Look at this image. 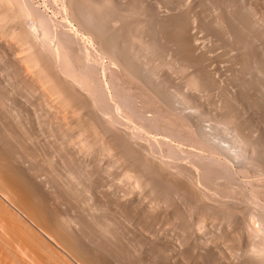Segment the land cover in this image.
<instances>
[{"label":"rangeland","instance_id":"374dc122","mask_svg":"<svg viewBox=\"0 0 264 264\" xmlns=\"http://www.w3.org/2000/svg\"><path fill=\"white\" fill-rule=\"evenodd\" d=\"M69 1H70L71 4L69 3ZM69 1L68 0H27V1L26 0H19V1L18 0H16V1L15 0H12V1H10V0H0V54H1L0 55V60H1L0 61V76L1 77L3 76L2 78L0 77V95L2 94L1 97L6 101V106L4 108L0 107V113H1L0 114V123H1L0 124V140H1L0 141L1 142L0 143V145H1L0 146V150L3 151V149L5 148L4 151H3V154L0 151L2 156L7 157L9 155L8 157L11 156L13 159L16 158V159L20 160V161H18V160L15 161V164L17 163L16 165H18L19 168L21 167V173H22L23 170L26 172L25 173L23 171V173H25L27 175L24 174V177L22 176L24 182L26 180L28 181V182L26 181L27 183L25 182V184H29L30 183L29 185H31L30 186L31 189L32 188H34L35 190L37 189L36 190L37 193L39 192V195L41 194L40 196H42V198L45 199V202H47L48 205H49V202H50L51 209L56 208V205H57L56 209H60L58 211L63 216H67V217H65V218H67V220H68V217H69V220L72 218L71 220L73 222H71V223H74V225H75V220L77 221L78 218H79V220L77 221L78 224L76 223L75 226L73 224H71L72 226L70 225V227L72 228V229L70 228V231H72V232H69V233H71V235L69 234L70 235V239L74 238L73 240L77 243V245H79V244H81L83 242V245H80V246H82L81 250L84 251V252L88 251L89 253L93 252L90 255L95 256L96 260L98 259L97 262L99 261L100 264H105V263L106 264H115V263L116 264H119V263L120 264H259V262H260V264H264L263 263L264 262V254H263V252H264V242H262V241H264V236H263L264 235V233H263L264 232L263 231V229H264V225H263L264 224L263 223L264 222V216H263V214H264V205H263L264 204V199H263L264 198V167H262V166H264V163H263L264 162V139H263L264 138V110H263L264 109V95H262L264 93V88H262L264 86V81H263L264 79L259 78L260 77L259 72L258 73L255 72V69L256 68L259 69L260 68V64L263 65V63H264V58H263V61L261 60L262 56H260V53H259L260 51L259 52L258 51L255 52V50H259L258 49L259 47H260V50L262 48H263L262 50H264V46H263L264 45V37H263L264 36V33H263L264 31L261 32V36L258 39L260 41L259 42L256 39L255 36H252V32H250L251 33L250 34L249 32H247L248 30L245 31L246 29L250 30V27L247 26L248 24L246 25L245 23H243L240 20V19H243L242 17L241 18L240 17H233V16H236L237 14H238V16H240V13H239L240 12L239 11L240 8H241V10L244 11V12L242 11L243 13H246V12L248 13V14L246 13L244 15H250V14L252 15L253 13H255L254 16L255 15L256 16L253 18V22L255 24L257 23V25H258V27H260V29L262 27V29H261V31H262L263 28H264V2H262V1H264V0H261V1L260 0H257V1H255V0H240V1L239 0H212L213 2L211 0H209V1L208 0H206V1L205 0H193V1H197V2H194V3H197V4H194L192 0H186V1L185 0H170V1L169 0H114V1L110 0L111 1V4H109L110 6L109 5L107 6V4H106V6L104 7V10L105 11L108 10V12L106 11L108 13V15H106V16H108L107 20H105V22L107 21L106 22L107 23L106 26L107 27L109 25H111V26H109L110 28L109 27L107 28L105 26L107 28L105 30H107V31H105L104 34L108 33L109 35L110 34L113 35V37H115L116 42H118L117 43L118 45L121 46V44H123L122 47H124V48H126V46H128L126 50L130 49L129 50L130 54L129 53L128 54L132 55L131 57L134 58L135 61H136L137 58H138V60H140L139 57L141 56V53H142V56H141L142 58L141 57L140 58H141V60L143 59L142 60L143 62H138V60H137V63H139L140 67L143 66L142 68H140L139 65H137L138 66L137 69L139 71L136 69V67L134 69L131 68L130 70H129V68L127 69L125 66L123 67V65L121 64V63H123V61L120 59V57L123 59V56H124L122 54L123 51L121 52V50H119L118 48L114 50L115 53L112 52L111 55L110 54L106 55L107 52L105 51L103 45L101 46V44H103V41H102L103 38L102 37H98L100 34H97L98 32L96 31L98 29L97 28L95 29L94 26H92V27L89 26L87 28H84V27H82V24L79 25L80 23L77 22L79 20L75 19L76 17L73 19V17L75 16V14H74L75 11H76L75 9L78 8V7H76L77 4H78L79 8L82 7V5H83V8L81 9V11H84V6L85 7L88 6L87 8H85L87 11H88L89 7L90 8L93 7L92 10L89 9L90 11H93L94 7L97 8L96 4L99 1L100 2L98 4H101V2L104 1V0H91V1L90 0H69ZM81 1H82V3H81ZM215 1H216L217 4L214 3ZM218 1H220V3ZM12 2H14V3L12 4ZM20 2H22V3H20ZM92 2H95V4L92 3ZM136 2H138V3H136ZM183 3H184V5H183ZM205 3H207L208 5L205 4ZM230 3H231V6H229ZM240 3H241V5H240ZM259 3L262 4V6ZM88 4H90V5H88ZM112 4H114L116 6H114ZM192 4H193V6H192ZM14 5H15L16 8L14 7ZM33 5H35V6H33ZM92 5H94V6H92ZM235 6H237V8ZM239 6H240V8H239ZM112 7H113V9H112ZM115 7L118 8V9H116ZM207 7H208V9H207ZM212 7H214V8H212ZM192 8H193V10H192ZM218 8H220V9H218ZM248 8H250V9H248ZM31 9H33V11ZM129 9L130 10L132 9L131 12H129L130 11ZM161 9L163 10V12H162ZM176 9H177V12L175 13ZM17 10L19 11L20 15L18 14ZM95 10L97 11V9H95ZM218 10H219V12H218ZM225 10H226V12H225ZM250 10L251 11L253 10V12H251ZM73 11H74V13H73ZM96 11H94V15L97 13L95 18L97 17L96 19H98V20H96V21L98 22L100 18L102 19V17H100L99 13L96 12ZM156 11H157V13H159V16L156 13ZM188 11H189V13H188ZM227 11H229L228 12V16H227ZM249 11H250V13H249ZM36 12H38V13H36ZM39 12H41V13H39ZM65 12H67V13H65ZM122 12H124V13H122ZM137 12H139V13H137ZM32 13H34V14H32ZM116 13L121 15V17L119 15H118L119 17H117ZM141 13H142V15H141ZM165 13H168L169 15L168 14L165 15ZM180 13L182 14V16H181ZM225 13H226V15H225ZM231 13H234V14H231ZM23 14L24 15L26 14L27 16L25 15L26 16L25 17ZM38 14H41L39 16L41 18H45V20L47 18L49 19V20H46V22L48 21V23H46L45 20L43 19L44 22L46 24H48L47 26L51 28V29L49 28V33L51 32V34L50 35L48 34V37L45 36V35H42V37H41V34H40L41 32L39 31L40 27H38L39 25H37V24H40V23H38V20H37ZM132 14L135 17L132 16ZM259 14H260V17H259ZM261 14H263V15H261ZM19 16H21V17H19ZM110 16H111V18H110ZM113 16H114V20L112 18ZM157 16H158V18H157ZM204 16H206V17H204ZM223 16L224 17L226 16V17L224 18ZM122 17H125V18H122ZM147 17H149V18H147ZM180 17H182V18H180ZM222 17L225 20H223ZM256 17H257L258 21H257ZM126 18H128V19L131 18L133 22L131 20L126 19ZM202 18H203V20H202ZM108 19H109V21H108ZM120 19L123 20V23L121 22ZM124 19L126 20V22H125ZM204 19H206V20H204ZM214 19L215 20L218 19V20L215 21ZM226 19H227V21H226ZM238 19H239V22H238ZM111 20L114 21V22H112ZM145 20H146V22H145ZM220 20H223V21H220ZM110 21L112 23H110ZM117 21H119V22H117ZM200 21H201V24H200ZM204 21H206V22H204ZM213 21H215V23ZM240 21L242 22V24H241ZM259 21H260V23H259ZM139 22H140V24H139ZM141 22L144 23V24H142ZM222 22H224L223 25H225V26L222 25ZM231 22L232 23L234 22V25H232ZM145 23L146 24L148 23L147 24L148 26ZM175 23H177V24H175ZM204 23H206L205 24L206 27L204 26ZM229 23H231V24L229 25ZM18 24H19V26H18ZM56 24L60 25L62 27L57 26ZM116 24H118L120 26V29H119V26L116 25ZM184 24H186V25H184ZM3 25H4V27H3ZM137 25H139V26H137ZM236 25H237V27H236ZM242 25L247 26V28L246 27H242ZM117 26H118V28H117ZM129 26L131 27V30L133 29L132 31L130 30ZM191 26H192V28H191ZM240 26L242 27L241 29L244 28L245 32H244L243 35H245V33H247L245 35V37L246 36L248 37L249 34L252 36V37L251 36L248 37L249 39L246 37L247 38L246 40H252L253 39V41H251V42L255 43V41L256 42L258 41L259 43H261L260 44L261 46L259 45L258 42H257L258 44L255 43L256 46L257 47L259 46V47L256 48V46H255L254 48H252V50L254 52L251 50V48H249L250 50H248L247 51L248 53H247L245 51L247 48L244 49L243 45H242L243 46L242 47L240 44H238L240 41H242L241 38H244V36L239 34L240 30L238 28H240ZM122 27L125 28V29H123ZM141 27H144V28L142 29ZM145 27H149V28H145ZM88 28H89V30L90 29L91 30L89 31ZM231 28H233V29L231 30ZM14 29H15V31H14ZM110 29H111V31L109 32ZM136 29H137V32H136ZM144 29H146V30H144ZM202 29H204V30H202ZM30 30H32V31H30ZM112 30H113V32H112ZM124 30H125V33L127 31L129 35L128 34L124 35L123 34ZM129 30L131 31L132 34H130ZM150 30H152V31H150ZM213 30H214V34H213ZM52 31H53V33H52ZM93 31H95L96 33L94 32L95 33L94 34ZM134 31L136 32L135 34L133 33ZM141 31L143 33L147 34V35H144ZM233 31H234V33H233ZM15 32H16V36L14 35ZM115 32H117V33H115ZM119 32H120V34H122L124 36L120 35ZM12 33H14V34H12ZM58 33H59V35H58ZM60 33L61 34L63 33V36L64 35L65 36L62 37V35ZM113 33H115V35ZM92 34H93V37H92ZM108 34H106V36H108ZM137 34H138L139 40L137 39ZM126 35L130 36V37H127ZM164 35H166V36H164ZM195 35H196V38H195ZM125 36H126V38L129 41L125 38ZM209 36H210V38H209ZM231 36L232 37L234 36L233 39H232ZM238 36H241V37L238 38ZM23 37H24V39H23ZM60 37H62V38H60ZM147 37H149V38H147ZM223 37L225 38V40H224ZM30 38H32V39H30ZM42 38H45V41L47 43L44 42V39H42ZM57 38H59L58 40L60 42H58ZM63 38H65L66 41ZM95 38L98 39V42H97V40ZM100 38L102 40H100ZM122 38H124L125 40H123ZM120 39H121V41H120ZM134 39H135V41H134ZM149 39H150V41H149ZM153 39L155 40L154 42H157V43H154L152 41ZM197 39H199V40H197ZM212 39H213V41H212ZM234 39H236V40H234ZM131 40H133V41H131ZM137 40L139 41V44L141 42V45H139V44L135 45V43H138V42H136ZM237 40L238 41L240 40V41L238 42ZM101 41H102V43H101ZM194 41H196V42H194ZM214 41H217V42H214ZM228 41L230 43L231 42L232 43L230 44V43H228ZM48 42L50 43V45H49ZM63 42H65L68 45H66ZM76 42H77V44H76ZM129 42H130V44H127ZM131 42L132 43L134 42V43L132 44ZM142 42H144V43H142ZM236 42H238L237 43L238 45L235 44ZM153 43L155 45H153ZM62 44H64L62 46L63 48H61ZM156 44H157V46L158 45L159 46L157 47ZM162 44H164V45H162ZM216 44H217V46H216ZM24 45H25V47H24ZM36 45L38 47H36ZM52 45L54 47H52ZM133 45H135V46H133ZM200 45H201V48H199ZM222 45H224V46H222ZM28 46H29V48H28ZM47 46L51 50H49L47 48ZM161 46H162L163 49L161 48ZM229 46H231V47H229ZM77 47H79V48H77ZM129 47H131L132 49L129 48ZM136 47L141 51L140 54H139L140 51ZM144 47H146V48L149 47V49H146ZM156 47H157V49H156ZM64 48L67 50L66 53H68V55H69L68 57L69 58L64 55V53L66 51V50H64ZM158 48H160V49L158 50ZM188 48L190 50H188ZM213 48H215L214 49L215 51L213 50ZM133 49H135V50H133ZM144 49H146V50L144 51ZM206 49H207V51H206ZM23 50H24V52H21ZM68 50H70L71 52H69ZM131 50H132V52H131ZM172 50H173V53H172ZM197 50L200 51V52H197ZM227 50H229V51H227ZM242 50H244V51H242ZM34 51H36V52H34ZM61 51H62V53H61ZM104 51H105V53H104ZM133 51H136L137 53H134ZM152 51L153 52L155 51V52L153 53ZM251 51H252V53H251ZM55 52H57V53H55ZM87 52H89V54ZM147 53L148 54L150 53L152 55L150 56V54L148 55ZM244 53L247 54V55H245ZM253 53L255 55H253ZM53 54L55 55V57H54ZM56 54H57V56H56ZM136 54H139L138 55L139 57ZM143 54H144L145 57L143 56ZM154 54H155L156 58H155V56H153ZM203 54H207V55H203ZM49 55L52 56V57H50ZM116 55L118 57L119 56L120 57L118 58ZM166 55L167 56L169 55V56L167 57ZM219 55H220V57H219ZM115 56L117 57V59H114V58H116ZM135 56H136V58H135ZM208 56H211V57H208ZM224 56H225V58H224ZM233 56H234V58H233ZM245 56H246L247 59L245 58ZM248 56L250 57V59H249ZM251 56H252V58H251ZM2 57H3V59H1ZM176 57H177V59H176ZM241 57H242V59H241ZM87 58H89V59H87ZM160 58H163V59H160ZM84 59H85V61H84ZM156 59L157 60L159 59L158 61L160 63L162 62L163 64L161 63L162 65H160V63L158 61H156ZM167 59H169L170 61L167 60ZM223 59H224V61H222ZM27 60L29 62H27ZM259 60H261L262 62L259 61ZM37 61H38V65L37 66L33 65V64H36ZM154 61H156L157 64L156 63L153 64ZM171 61H172V64L174 62H175V64L172 65ZM115 62L116 63L117 62H119V63L121 62V63L120 64L119 63L116 64ZM149 62H150V64H148ZM180 62L185 64V66L183 64H181ZM25 63H26L27 67H25ZM30 63H32V64H30ZM60 63H62L63 65H61ZM188 63H189V65H188ZM30 65H31L32 68L30 67ZM66 65H70V66L73 65V67H75L74 69L79 74L81 73L82 77L81 76L79 77L77 75L78 77L75 79V81L73 79L74 82L72 80H70V78L66 75V71L68 70ZM90 65H91V67H90ZM93 65L95 67H93ZM156 65H157V67H156ZM230 65H231V67H230ZM262 65H261V67H262ZM64 66L66 67L65 69H63ZM85 66H86V68L84 69ZM152 66H154L153 67V69H154L153 71H152ZM162 66L165 67V68H163ZM167 66L169 68H167ZM173 66H174V68H173ZM180 66L181 67L183 66L182 68L187 67V68H185L187 70L182 69ZM28 68H30V71L28 70ZM88 68H89L90 71L88 70ZM91 68H93V69H91ZM122 68H123V70L121 71ZM124 68H126L127 70H125ZM177 68L180 71L177 70ZM234 68H236L237 70L234 69ZM32 69H33V71H32ZM135 69H136L137 72H141L142 69H144L143 73H144L145 77H144V75L142 73H137L136 74ZM156 69H157V71H156ZM181 69L183 70V74L184 75L181 73L182 72ZM188 69H190V71ZM201 69H202V71H201ZM258 69H256V71H258ZM35 70H36V72H35ZM50 70H51V72H50ZM158 70L159 71L162 70V71L159 72ZM184 70H185V72H184ZM87 71H89V73ZM128 71H130V73ZM133 71H135V72H133ZM147 71L149 73H147ZM178 71L181 74H179ZM63 72H64V74H63ZM157 72H159V73H157ZM172 72H173V74H172ZM176 72H177V74H176ZM239 72H240V74H239ZM84 73L86 75H84ZM185 73H186V75H185ZM230 73H232V74H230ZM60 74H61V77H60ZM89 74H90V77L88 76ZM114 74H115V76H114ZM141 74H142V76H139ZM152 74H154V75H152ZM256 74H258L259 76H257ZM93 75H94V77H93ZM196 75L198 76L197 78H195ZM202 75H203V77H202ZM246 76H248V78ZM85 77L88 80H90V79L93 80L94 79V82L92 80L90 81L93 86L95 84H97V82H99V81H101L103 83V93L105 94L104 96H106L105 100L108 99L107 100L108 102L107 101L106 102L108 103L107 109H109V110H106V108L102 109L101 108L102 106L99 107V105L97 104V102H99V101L97 100V98L94 97V96H96V94H94V92H95L93 90L94 88H92L93 91L91 89H90L91 90L90 91L88 88H85L84 83H83L84 82L83 80L86 79ZM63 78L66 79V80H64ZM121 78L123 79V81H122ZM145 78H147V79H145ZM180 78H181V80H180ZM182 78H184V79H182ZM188 78L191 80V82H190V80ZM250 78H252V79L254 78V79L252 80ZM51 79H53L54 81L51 80ZM61 79H63V80H61ZM148 79L151 80V81H149ZM198 79H200V80H198ZM145 80L146 81L148 80V81L146 82ZM161 80H162V82H161ZM163 80H165V81H163ZM232 80H234V81H232ZM247 80L248 81L250 80V81L248 82ZM254 80H255V82H254ZM187 81L190 82V83L188 84ZM198 81H200V82H198ZM215 81H217V82H215ZM262 81H263V83H262ZM80 82L82 84H80ZM163 82H164V84H163ZM166 82H167V84H166ZM251 82H252V84H251ZM65 83H66V85H65ZM111 83H112V85H109ZM146 83H147V85H145ZM173 83H176V85L173 84ZM185 83H186V85L188 84V86H186ZM193 83H196L197 85H199L198 86L199 90H197L198 89L196 87L197 85L196 84L193 85ZM198 83H201V84H198ZM202 83H203V85H202ZM219 83H221V84H219ZM46 84H48V85H46ZM69 84H70V86H69ZM152 84L153 85L156 84V85L152 86ZM205 84H207V85H205ZM261 84H262V87H261ZM43 85H46L45 86L46 88H44ZM76 85L78 86V88H77ZM157 85H159L160 87H158ZM256 85H258L259 88ZM176 86H179V87H176ZM191 86L194 88L193 89L194 91L191 89ZM157 87H158V91L159 92L156 89ZM171 87H172V89H171ZM254 87H255V89H254ZM55 88L56 89L58 88V89L54 91ZM81 88H83V89H81ZM175 88H176V90H175ZM206 88H208V89H206ZM11 89H13V90H11ZM123 89H125V90H123ZM139 89H141V90L139 91ZM180 89H183V90H180ZM227 89H228V91H227ZM257 89H260V91L257 90ZM59 90H60V92L63 90L62 93H59ZM117 90L119 91V93H118ZM178 90L181 91V92H178ZM195 90H197V92ZM247 90H248V92H247ZM256 90L258 91L259 94H257ZM136 91H138V92H136ZM160 91L164 92V94H162ZM168 91H170L172 94L170 92L168 93ZM174 91L176 92V94H175L176 96L173 97V95L175 93ZM233 91H235V92H233ZM68 92H71V93H68ZM76 92H77V94H76ZM82 92L85 94V97H84V94ZM115 92H117L118 94L117 93L115 94ZM146 92H148L150 95H148V93H146ZM199 92L201 94H198ZM249 92H251V93H249ZM165 93L168 94V95H166ZM177 93L178 94L179 93L180 94L183 93L184 96L183 95L181 96L180 94H179L180 95L179 96ZM213 93H215V95H213ZM232 93H233V95H231ZM236 93H237L238 96L236 95ZM53 94L55 96H53ZM74 94H75V96H73ZM170 94L172 95V97H171L172 100H169V99H171V98H169L171 96ZM77 95L80 96V97H78ZM206 95L209 96V97H205ZM121 96H124L126 98L129 96L128 98H130V100H131L130 101L131 107H128L129 109H125L124 108L125 106L120 104L121 100H119V98H121V99L123 98ZM165 96H167V97L169 96L168 97L169 99L167 97H165ZM213 96H214V98H213ZM75 97H77V98H75ZM176 97H178L179 99L176 98ZM183 97H184V99L186 97V99L188 101H182V100H184ZM91 98H92V100H91ZM166 98L168 99L169 102L167 101ZM250 98H252V99H250ZM258 98H259L260 101L258 100ZM237 99H238V101H237ZM57 101H58V103H57ZM180 101H181V103H180ZM225 101H228V102L226 103ZM55 102H56V104H55ZM63 102H64V104H63ZM150 102H152L151 103L152 105L150 104ZM157 102H158V104H157ZM172 102H173V104L175 106L173 104H171ZM184 102H185V104H184ZM260 102H261V104H260ZM182 103L184 105H181ZM190 103L193 104V105H191ZM254 103H256V104H254ZM51 104H54V105H51ZM65 104H67V105L64 106ZM219 104H221L222 107ZM72 105H73V107H72ZM121 105L123 107H121ZM157 105H159V106H157ZM185 105H186V108H185ZM223 105H225V106H223ZM262 105H263V107H262ZM166 106H168V107H166ZM200 106H201L202 109L200 108ZM212 106H213V108H212ZM71 107H72L73 110L71 109ZM194 107H197V108L194 109ZM204 107H205L206 111L204 110ZM237 107H238V109L239 108L240 109L238 110ZM30 108H31V110H30ZM65 108H67V109H65ZM210 108L213 109V110H211ZM64 109H65V111H64ZM176 109H177V111H176ZM181 109H183V110L181 111ZM235 109H237V110H235ZM4 110H6L7 112H3ZM66 110H68V111H66ZM132 110H134V111H132ZM194 110H197V113ZM214 110H216V111H214ZM84 111H85V113H84ZM102 111L105 112V113H103ZM184 111L186 112V114L188 112L189 113L187 115L186 114L184 115V113H185ZM112 112H113V114H112ZM176 112L177 113H181V114H177ZM182 112H183V114H182ZM44 113H45V115H44ZM77 113H79V114H77ZM168 113H170L171 115L168 114ZM234 113H236V114H234ZM239 113H242V114L240 115ZM67 114H71V115H67ZM110 114H112V115H110ZM148 114H149V116H148ZM215 114H217V115H215ZM13 115H15V116H13ZM155 115H157V116H155ZM182 115H183V117H182ZM212 115H213V117H212ZM9 116L12 117V119ZM96 116L97 117L99 116L100 118L98 119V118H96ZM189 116H191V117H189ZM226 116H228V117H226ZM7 117H9V118H7ZM230 117H231V120H230ZM146 118L148 120H150V121H148ZM178 118H180V119H178ZM185 118H187L188 120L185 119ZM204 118H206L207 120L204 119ZM223 118L226 121H228V122L224 121V123L222 124V122L224 120ZM226 118H228L229 120L226 119ZM242 118H244V119L242 120ZM21 119H23V120H21ZM123 119H126V120H123ZM138 119H140V121ZM200 119H201V121H200ZM3 120H5L6 122L3 121ZM115 120H117V122H115ZM134 120H136V121H134ZM192 120H193V123H192ZM95 121H96V123H95ZM214 121L215 122L217 121L216 124H218V125H216ZM229 121H230L231 124L229 123ZM257 122H258V124H257ZM103 123H104V126L102 125ZM151 123H153V125ZM226 123H228L229 125L226 124ZM27 124H28L29 127L27 126ZM133 124H135V125H133ZM199 124H201V125H199ZM202 124H204V125H202ZM208 124H210V125H208ZM4 125H6V126H4ZM215 125H216V127H215ZM221 125H222V127H221ZM223 125H226V127L223 126ZM98 126H99V128H98ZM178 126H180V127H178ZM196 126H198V127H196ZM208 126H210V127H208ZM238 126H240V128H237ZM104 127H105V129H104ZM150 127L152 129L155 128V127H157V128L152 130ZM195 127L198 129V131H197V129ZM200 127L201 128L203 127V128L201 129ZM82 128H84V129H82ZM168 128H170V130ZM214 128H216V130ZM221 129H224V131L223 130L221 131ZM226 129H227V131H225ZM239 129L242 130V131H240ZM154 130H156V131H154ZM203 130L205 131V134L207 136L203 133L204 132ZM231 130H232V132H231ZM236 130H237V132H236ZM239 131L241 133V137H240ZM243 131H244V133H243ZM257 131L259 133H257ZM207 132H208V134H207ZM211 132H214V133H211ZM16 133L19 135V138H18V135ZM19 133H21L22 135L19 134ZM197 133H199V134L197 135ZM227 133H229L231 136L229 134H227ZM238 133H239V135H238L239 138H237L238 136H235ZM3 134H4V136H2ZM106 134H108V135H106ZM245 134H247V135H245ZM15 135H17V136H15ZM213 135L214 136L216 135V136L214 137ZM24 136H26V138ZM76 136H77V138H76ZM173 136H175V138ZM234 136L236 137L235 138L236 140L237 139L240 140V138L241 139H243V138L245 139V137H247L248 139H245V140L248 141V145H249V146L247 145L249 149H247V148L245 149V151L247 153L246 152L241 153V155L243 154L244 156L243 155L242 156L241 155L237 156L238 157L237 160H236V157L234 159V157L231 156L227 152V148H229V141L232 140L234 138ZM65 137H66V139H65ZM229 137H231V139ZM2 138H4L6 141L3 140ZM11 138H13V140ZM81 138H82V141H81ZM127 138H129L132 141H130ZM195 138H196V140H195ZM202 138H204V139H202ZM206 138H207V141H206ZM78 139H79V141H78ZM83 139L85 140L86 143H88L89 147L91 148L90 152H82L81 151L80 141L83 142L84 141ZM198 139H200V140H198ZM235 139H233V141H235ZM17 140H18V142H17ZM23 140L25 142H23ZM28 140L31 143H29ZM115 140H116V142H115ZM159 140H161V141H159ZM121 141H122V144H121ZM214 141H215V144L213 143ZM131 142H133L134 145ZM146 142H148V143H146ZM182 142H183V144H182ZM216 142H218L217 143L218 145L216 144ZM226 142H228V143H226ZM260 142H261V144H260ZM117 143H118V145H117ZM227 144H228V146H227ZM166 145H169V146H166ZM252 145L254 146V148H253ZM18 146H20V147H18ZM128 146H130L129 148L132 150V152L128 148ZM148 146H150V148ZM217 146H218V148H217ZM223 146L225 148H223ZM115 147H116V149H115ZM144 147H146V148H144ZM151 147H153V148H151ZM20 148L22 150H20ZM117 148H120V149L118 150ZM203 148H205V149H203ZM257 148H259V149H257ZM164 149H165V151H164ZM210 149L212 150V152H211ZM225 149H226V153L224 151ZM251 149H253V150H251ZM12 150H14V152ZM181 150H183V151H181ZM171 151H172V153L173 152L174 153L172 154ZM256 151L257 152L259 151V152L257 153ZM13 153H15V155ZM185 153H187V155ZM224 153L227 154V155H225ZM16 154H17V156H16ZM190 154H192V155H190ZM205 154H207V155H205ZM73 155H75V156H73ZM184 155H186V156H184ZM245 155H248V156H245ZM250 155H251V157H250ZM255 155H256V157H255ZM35 156H36V158H35ZM135 156H137V157H135ZM196 156H198V157H196ZM257 156L259 158H257ZM22 157H23V159H22ZM43 157H45V158H43ZM142 157L145 158V159H143ZM154 157H156V158H154ZM254 157H255V159H254ZM162 158H163V160H162ZM185 158H187V159H185ZM243 158H245V162H242ZM247 158H248V160H247ZM128 159H130V160H128ZM168 159H170L171 161H169ZM231 159L232 160L234 159V160L232 161ZM35 160L36 161L38 160V161L36 162ZM208 160L210 161V163H208ZM214 160H216V162ZM250 160L252 162H255V163H252ZM189 161H190V163H189ZM28 162H29V164H28ZM168 162H170V163H168ZM177 162H180V163H177ZM259 162H261V164ZM56 163H57V165H56ZM174 163H176V164H174ZM21 164L22 165L24 164V165L22 166ZM35 164H37V165H35ZM147 164H149V166H147ZM150 164H151V166H150ZM242 164H244V166ZM139 165H141V166H139ZM213 165H216V166H213ZM256 165H258V167ZM24 166L27 167V168H24ZM222 166H225L224 168H225L227 174H226L225 170L223 171L222 169H219ZM50 167H52V168H50ZM213 167H214V169H213ZM43 168H45V169H43ZM145 168L147 169V172L150 171L153 176L150 174V172L146 174V169ZM256 168H259V169H256ZM176 169L177 170L179 169L178 170L179 172ZM218 169L220 171H218ZM240 169H242V170H240ZM28 170L31 171L32 174H30ZM69 171H71V172H69ZM157 171H159V172H157ZM254 172H256V173H254ZM155 174H156V176H155ZM157 174H159V175H157ZM195 174L198 175V176L200 175V176L198 177ZM201 174H203V175H201ZM30 176L32 177V179H30L31 178ZM218 177H220V178H218ZM228 177L230 179H228ZM24 178H26V180ZM96 178H98V179H96ZM160 178H161V181H160ZM202 178H203V181H202ZM58 179L61 180V181H59ZM143 179H144V181H143ZM157 179H159V180H157ZM63 180L65 182H63ZM135 180L139 181L138 185L135 184ZM160 182H161V184H164V183H166V184L163 186V185L160 184ZM42 183H44V184H42ZM152 183H154L153 185L155 187L152 186ZM198 184H199V186H201L202 189L198 186ZM145 185H146V187H145ZM170 186L171 187L173 186V187L171 188ZM39 187H40V189L38 190ZM160 187H162V189ZM205 187H206V190H205L206 192L204 191ZM125 189H126V192H125ZM170 189L173 192H171ZM243 189H245L246 191L243 190ZM42 190H44V191H42ZM46 190H48V191H46ZM49 190L50 191L53 190L54 192L53 191L50 192ZM79 190H81V191H79ZM199 190H200L201 193L199 192ZM202 191L204 192L203 194H202ZM72 192L73 193L75 192V194H72ZM100 192H101V194H100ZM211 192H213V194ZM221 192H222V194H221ZM227 192H228V194H227ZM262 192H263V194H262ZM77 193H78V195H77ZM169 193H170V195H169ZM187 194H188L189 198L187 197ZM49 196H50V198H49ZM181 196L185 197V199L183 197H181ZM209 196H211V197H209ZM74 197H75V199H74ZM99 197H101V198H99ZM219 197H220V199H219ZM229 197H231V198H229ZM59 198H61V199H59ZM123 198L124 199L126 198V199L124 200ZM46 199H48V200H46ZM81 199H82L83 204L80 201ZM85 199H87V200H85ZM67 200L70 201V202H68ZM57 201H59V202H57ZM77 201L78 202L80 201V202L78 203ZM61 202L65 203V204L63 205ZM88 202H90V203H88ZM78 204H80V205H78ZM228 204H229L230 208H229ZM59 205H61V206H59ZM149 205H151V206H149ZM254 207L255 208L257 207V208L255 209ZM241 208H243V209H241ZM93 209H94V211H93ZM99 210H100V212H99ZM169 210H170V212H169ZM242 210H243V212H242ZM65 212H66V215H65ZM77 212H79V213H77ZM231 212H232V214H231ZM238 212H240V213H238ZM253 213H254V215H256L257 213H259L260 215L257 214V216H254ZM73 214H75L77 218ZM111 215H112V217H111ZM262 216H263V218H262ZM255 217H258V218H255ZM258 219H259V221H258ZM89 220H91V221H89ZM79 221H82V222H79ZM247 221H248V223H247ZM93 222H96V223H93ZM85 224H87L88 226H86ZM76 226L79 228V232H81V233L78 232V229H77ZM141 227H143L144 229L141 228ZM241 227L244 228V229H242ZM257 227H259V228L261 227L260 229H262V230H260ZM80 228H83V229H80ZM254 228H255V230H254ZM91 229H92V231H91ZM247 233H248V235H247ZM72 234H74V235H72ZM83 234L87 238H85V236H83ZM75 235H76V237H75ZM95 235H96L97 238L95 237ZM151 235H152V237H151ZM199 237L202 238V239H200ZM242 237H243V240H242ZM250 237L254 240V242H255L254 245H256V247L253 245V242H252L253 240ZM261 237H263V238H261ZM76 238H77V240H76ZM77 241L80 242V243H78ZM215 242H217V243H215ZM76 243L74 245H76ZM201 243H202V245H201ZM241 243H243V244H241ZM89 244H91L93 246H91ZM131 244H133V245H131ZM88 245H89V247H88ZM80 246H79V248H81ZM55 247L57 249L60 248L58 250L62 251L66 255L67 258L69 257L68 259L70 261H72L73 264H80V262L78 261V260H80V258H78V260H77V259H75L77 257L73 258L72 254L65 253V250H62L61 247H59L57 245H55ZM92 247H95L96 250H95V248H92ZM101 247H102V249H100ZM257 247H258V249H257ZM86 248L88 250H85ZM124 251H125V253H124ZM88 252H86V253L88 254ZM255 252H256V254H255ZM112 253H115V254H112ZM96 255H97V257H96ZM102 255H103V257H99V256H102ZM248 256H249V258H248ZM248 259H249V261H248ZM100 260H102L104 263L102 261H100ZM145 260H147V261H145ZM245 260H247V261H245ZM214 261H215V263H214Z\"/></svg>","mask_w":264,"mask_h":264},{"label":"bare ground","instance_id":"6f19581e","mask_svg":"<svg viewBox=\"0 0 264 264\" xmlns=\"http://www.w3.org/2000/svg\"><path fill=\"white\" fill-rule=\"evenodd\" d=\"M10 1H12V0H10ZM16 1V0H15ZM19 1V0H18ZM27 1V0H26ZM69 1V0H68ZM91 1V0H90ZM89 1V2H90ZM114 1V0H113ZM170 1V0H169ZM186 1V0H185ZM193 1V0H192ZM191 1V2H192ZM206 1V0H205ZM209 1V0H208ZM212 1V0H211ZM210 1V2H211ZM240 1V0H239ZM255 1H257V0H255ZM261 1V0H260ZM85 2V1H84ZM87 2V1H86ZM96 2V1H95ZM95 2H92V3H94L95 4ZM100 2V1H99ZM98 2V3H99ZM125 2V1H124ZM123 2V3H124ZM168 2V1H167ZM182 2V1H181ZM189 2V1H188ZM194 2H197V1H193V3ZM213 2V1H212ZM219 3H220V1H218ZM243 2V1H242ZM247 2V1H246ZM262 2H264V1H262ZM14 2H12V4H13ZM20 3H22V2H20ZM30 3V2H29ZM32 3V2H31ZM69 3H70V1H69ZM81 3H82V1H81ZM91 3V2H90ZM97 3V2H96ZM96 4L97 5V8H95L94 7V10L93 11H90V10H92V8L93 7H89L88 8V11L85 9V8H87V7H85L84 6V11H81V9L83 8V5H82V7H80L79 8V6H78V4H77V6L76 7H78L77 9H75L76 11H75V13H74V11H73V13L75 14V16L73 17V19L75 18V19H78L79 21H77V22H79L80 24L79 25H81L82 24V27H84V28H87V27H92V26H94L95 27V29L97 28L98 30H96L98 33L97 34H100L98 37H102L103 38V40L100 38V40H102L103 41V44H101V46L103 45V47H104V49H105V51L107 52L106 53V55L108 54H112V52H114V50L115 49H119V50H121V52H122V54L124 55L123 56V59L120 57V59L123 61V63H121L122 65H123V67L125 66L127 69L129 68V70L132 68V69H134L135 67H136V69H137V65H139V63H137V60H138V58L136 59V61L134 60V58H132L131 56L132 55H129L130 53V49L129 48H131V47H129L128 49L129 50H126L127 49V47L128 46H126V48H124V47H122L123 46V44H121V46L120 45H118L117 43L118 42H116V40H115V37H113V35H109L108 33H106V34H108V36H106V34H104V32L105 31H107V30H105V29H107L109 26H111V25H109L108 27L106 26L107 25V21L105 22V20H107V17L108 16H106V15H108V10H104V7L106 6V4H107V6L109 5V4H111V1L110 0H104V1H102L101 2V4ZM128 3V2H127ZM136 3H138V2H136ZM135 3V4H136ZM142 3V2H141ZM155 3V2H154ZM204 3V2H203ZM215 4H217L216 3V1L214 2ZM213 3V4H214ZM235 3V2H234ZM8 4V3H7ZM71 4V3H70ZM126 4V3H125ZM169 4V3H168ZM174 4V3H173ZM177 4V3H176ZM191 4V3H190ZM189 4V5H190ZM194 4H197V3H194ZM205 4H207V3H205ZM211 4V3H210ZM214 4V5H215ZM260 4V3H259ZM6 5V4H5ZM10 5V4H9ZM88 5H90V4H88ZM95 5V6H96ZM112 5H114V4H112ZM128 5V4H127ZM150 5V4H149ZM183 5H184V3H183ZM186 5V4H185ZM188 5V4H187ZM208 5V4H207ZM224 5V4H223ZM237 5V4H236ZM240 5H241V3H240ZM261 6H262V4H260ZM11 6V5H10ZM20 6V5H19ZM28 6V5H27ZM33 6H35V5H33ZM65 6V5H64ZM72 6V5H71ZM92 6H94V5H92ZM110 6V5H109ZM114 6H116V5H114ZM124 6V5H123ZM130 6V5H129ZM128 6V7H129ZM139 6V5H138ZM137 6V7H138ZM143 6V5H142ZM151 6V5H150ZM156 6V5H155ZM174 6V5H173ZM192 6H193V4H192ZM201 6V5H200ZM204 6V5H203ZM211 6V5H210ZM225 6V5H224ZM229 6H231V3H230V5ZM14 7H15V5H14ZM29 7V6H28ZM66 7V6H65ZM118 7V6H117ZM136 7V6H135ZM134 7V8H135ZM164 7V6H163ZM175 7V6H174ZM181 7V6H180ZM183 7V6H182ZM190 7V6H189ZM236 8H237V6H235ZM244 7V6H243ZM242 7V8H243ZM249 7V6H248ZM16 8V7H15ZM31 8V7H30ZM35 8V7H34ZM108 8V7H107ZM116 8V7H115ZM114 8V9H115ZM126 8V7H125ZM131 8V7H130ZM139 8V7H138ZM160 8V7H159ZM162 8V7H161ZM197 8V7H196ZM210 8V7H209ZM212 8H214V7H212ZM223 8V7H222ZM239 8H240V6H239ZM238 8V9H239ZM27 9V8H26ZM25 9V10H26ZM37 9V8H36ZM72 9V8H71ZM90 9V10H89ZM95 9H97V11L95 10ZM112 9H113V7H112ZM116 9H118V8H116ZM115 9V10H116ZM127 9V8H126ZM125 9V10H126ZM133 9V8H132ZM131 9V10H132ZM148 9V8H147ZM152 9V8H151ZM181 9V8H180ZM207 9H208V7H207ZM218 9H220V8H218ZM237 9V10H238ZM244 9V8H243ZM248 9H250V8H248ZM255 9V8H254ZM261 9V8H260ZM259 9V10H260ZM21 10V9H20ZM24 10V9H23ZM32 11H33V9H31ZM30 10V11H31ZM110 10V9H109ZM124 10V11H125ZM130 10V9H129ZM128 10V11H129ZM131 10L129 11V12H131ZM141 10V9H140ZM162 10V9H161ZM169 10V9H168ZM192 10H193V8H192ZM16 11V10H15ZM27 11V10H26ZM36 11V10H35ZM68 11V10H67ZM94 11H96V12H98L99 13V15H100V17H102V19L100 18L99 19V21L97 22L96 20H98V19H96L95 18V16L97 15V13L94 15ZM112 11V10H111ZM114 11V10H113ZM146 11V10H145ZM148 11V10H147ZM181 11V10H180ZM223 11V10H222ZM232 11V10H231ZM239 13H240V16H238V14L236 15V16H233V17H242L243 19H240L243 23H245L247 26H249L250 27V30L249 29H246L245 31H247V32H252V36H255L256 37V39L258 40L259 38H260V36H261V32H263L264 31V28H263V30L261 31V29H262V27H261V29H260V27H258V25H257V23L255 24L254 22H253V18L256 16H254V14L255 13H253L252 15L250 14V15H244V14H246V13H243L244 11L243 10H241V8L239 9ZM243 11V12H242ZM251 11V10H250ZM250 11H249V13H250ZM17 12H18V14H19V11L17 10ZM16 12V13H17ZM21 12V11H20ZM93 12V13H92ZM107 14H106V13ZM110 12V11H109ZM135 12V11H134ZM143 12V11H142ZM150 12V11H149ZM155 12V11H154ZM161 12V11H160ZM162 12H163V10H162ZM167 12V11H166ZM172 12V11H171ZM174 12V11H173ZM177 12V9H176V11H175V13ZM182 12V11H181ZM195 12V11H194ZM198 12V11H197ZM206 12V11H205ZM209 12V11H208ZM213 12V11H212ZM218 12H219V10H218ZM225 12H226V10H225ZM228 12L229 11H227V16H228ZM242 12V13H241ZM251 12H253V10L251 11ZM258 12V11H257ZM263 12V11H262ZM261 12V13H262ZM25 13V12H24ZM36 13H38V12H36ZM35 13V14H36ZM39 13H41V12H39ZM65 13H67V12H65ZM122 13H124V12H122ZM133 13V12H132ZM136 13V12H135ZM137 13H139V12H137ZM156 13H157V11H156ZM188 13H189V11H188ZM214 13V12H213ZM236 13V12H235ZM32 14H34V13H32ZM134 14V13H133ZM132 14V16H134ZM151 14V13H150ZM149 14V15H150ZM158 14V16H159V13H157ZM162 14V13H161ZM166 14H168V13H165V15ZM181 14V13H180ZM192 14V13H191ZM195 14V13H194ZM207 14V13H206ZM221 14V13H220ZM231 14H234V13H231ZM248 14V13H247ZM20 15V14H19ZM24 15V14H23ZM26 15V14H25ZM24 15V16H25ZM39 15H41V14H38V16ZM72 15V14H71ZM70 15V16H71ZM110 15V14H109ZM116 15H117V17H121V15H119V14H117L116 13ZM119 15V16H118ZM130 15V14H129ZM141 15H142V13H141ZM140 15V16H141ZM144 15V14H143ZM146 15V14H145ZM153 15V14H152ZM169 15V14H168ZM185 15V14H184ZM225 15H226V13H225ZM261 15H263V14H261ZM27 16V15H26ZM25 16V17H26ZM33 16V15H32ZM37 16V20H38V23H40V24H37V25H39L38 27H40V34H41V37H42V35H45V36H47L48 37V34L50 35L51 34V32L49 33V28L50 27H48L47 25L48 24H46V23H48V21L46 22V20H49L47 17V19L45 20V18H41L40 16L38 17ZM45 16V15H44ZM147 16V15H146ZM158 16H157V18H158ZM173 16V15H172ZM181 16H182V14H181ZM207 16V15H206ZM206 16H204V17H206ZM231 16V15H230ZM229 16V17H230ZM258 16V15H257ZM19 17H21V16H19ZM23 17V16H22ZM24 17V18H25ZM106 17V18H105ZM127 17V16H126ZM135 17V16H134ZM137 17V16H136ZM139 17V16H138ZM151 17V16H150ZM175 17V16H174ZM203 17V18H204ZM209 17V16H208ZM220 17V16H219ZM218 17V18H219ZM224 17V16H223ZM222 17V19L223 20H225L224 18L226 17H224L223 18ZM259 17H260V14H259ZM262 17V16H261ZM17 18V17H16ZM70 18V17H69ZM110 18H111V16H110ZM109 18V19H110ZM113 18V20H114V16L112 17ZM122 18H125V17H122ZM132 18V17H131ZM128 19V18H126V19H128V20H131L132 21V19ZM147 18H149V17H147ZM168 18V17H167ZM178 18V17H177ZM180 18H182V17H180ZM189 18V17H188ZM203 18H202V20H203ZM211 18V17H210ZM221 18V17H220ZM219 18V19H220ZM228 18V17H227ZM231 18V17H230ZM6 19V18H5ZM8 19V18H7ZM45 20V22H44V20ZM72 19V18H71ZM109 19H108V21H109ZM135 19V18H134ZM138 19V18H137ZM200 19V18H199ZM208 19V18H207ZM233 19V18H232ZM256 19H257V17H256ZM24 20V19H23ZM63 20V19H62ZM104 20V21H103ZM116 20V19H115ZM121 20V22L123 23V20L122 19H120ZM125 20V19H124ZM151 20V19H150ZM168 20V19H167ZM192 20V19H191ZM204 20H206V19H204ZM213 20V19H212ZM215 20V19H214ZM216 20H218V19H216ZM215 20V21H216ZM223 20H220V21H223ZM244 20V21H243ZM260 20V19H259ZM57 21V20H56ZM112 21V20H111ZM110 21V23H112V22H114V21H112L111 22ZM169 21V20H168ZM196 21V20H195ZM199 21V20H198ZM197 21V22H198ZM215 21H213L214 23H215ZM226 21H227V19H226ZM229 21V20H228ZM236 21V20H235ZM240 21V22H241ZM257 21H258V19H257ZM11 22V21H10ZM24 22V21H23ZM117 22H119V21H117ZM116 22V23H117ZM125 22H126V20H125ZM128 22V21H127ZM133 22V21H132ZM145 22H146V20H145ZM156 22V21H155ZM171 22V21H170ZM188 22V21H187ZM204 22H206V21H204ZM237 22V21H236ZM238 22H239V19H238ZM237 22V23H238ZM242 22H241V24H242ZM30 23V22H29ZM35 23V22H34ZM51 23V22H50ZM106 23V24H105ZM137 23V22H136ZM142 23V22H141ZM192 23V22H191ZM220 23V22H219ZM223 23L224 22H222V25H223ZM227 23V22H226ZM232 23V22H231ZM231 23H229V25L231 24ZM259 23H260V21H259ZM15 24V23H14ZM53 24V23H52ZM63 24V23H62ZM69 24V23H68ZM119 24V23H118ZM118 24H116V25H118ZM139 24H140V22H139ZM142 24H144V23H142ZM146 24V23H145ZM148 24V23H147ZM146 24V25H147ZM175 24H177V23H175ZM193 24V23H192ZM200 24H201V21H200ZM203 24V23H202ZM205 24L206 23H204V26H205ZM212 24V23H211ZM221 24V23H220ZM22 25V24H21ZM24 25V24H23ZM36 25V26H37ZM50 25V24H49ZM57 25V24H56ZM77 25V24H76ZM78 25V26H79ZM120 25V24H119ZM118 25V26H119ZM122 25V24H121ZM125 25V24H124ZM123 25V26H124ZM128 25V24H127ZM184 25H186V24H184ZM216 25V24H215ZM232 25H234V22L232 23ZM9 26V25H8ZM18 26H19V24H18ZM27 26V25H26ZM34 26V25H33ZM32 26V27H33ZM57 26H60V25H57ZM56 26V27H57ZM68 26V25H67ZM107 28H106V27ZM118 26H117V28H118ZM133 26V25H132ZM137 26H139V25H137ZM142 26V25H141ZM148 26V25H147ZM159 26V25H158ZM196 26V25H195ZM218 26V25H217ZM223 26H225V25H223ZM247 26H244V25H242V27H246L247 28ZM3 27H4V25H3ZM60 27H62V26H60ZM93 27V28H94ZM130 27V26H129ZM134 27V26H133ZM206 27V26H205ZM231 27V26H230ZM236 27H237V25H236ZM235 27V28H236ZM239 27V26H238ZM241 26H240V28H238L240 31H239V34L240 35H242V36H244V38H241V40L242 41H238V42H236L235 44H240L244 49H246L245 51L247 52L248 50H250L249 48H251V50H252V48H254L255 46H256V44L255 43H257L255 40V43L254 42H251V41H253V39L252 40H246L248 37H250L251 35V33L248 35V37L246 38L245 37V35L247 34V33H245V35H243L244 34V28L243 29H241L242 28ZM2 28V27H1ZM34 28V27H33ZM37 28V27H36ZM54 28V27H53ZM74 28V27H73ZM81 28V27H80ZM110 28V27H109ZM114 28V27H113ZM112 28V29H113ZM123 28V27H122ZM121 28V29H122ZM142 29L144 28V27H141ZM145 28H149V27H145ZM152 28V27H151ZM157 28V27H156ZM175 28V27H174ZM191 28H192V26H191ZM197 28V27H196ZM218 28V27H217ZM234 28V29H235ZM51 29V28H50ZM64 29V28H63ZM119 29H120V26H119ZM118 29V30H119ZM123 29H125V28H123ZM129 29V28H128ZM178 29V28H177ZM190 29V28H189ZM195 29V28H194ZM233 28H231V30H232ZM237 29V28H236ZM235 29V30H236ZM21 30V29H20ZM27 30V29H26ZM53 30V29H52ZM55 30V29H54ZM65 30V29H64ZM70 30V29H69ZM88 30H89V28H88ZM91 30V29H90ZM89 30V31H90ZM94 30V29H93ZM116 30V29H115ZM117 30V31H118ZM130 30H131V27H130ZM129 30V32H130V34H132L131 33V31L133 30H131L130 31ZM139 30V29H138ZM144 30H146V29H144ZM153 30V29H152ZM152 30H150V31H152ZM202 30H204V29H202ZM208 30V29H207ZM219 30V29H218ZM224 30V29H223ZM14 31H15V29H14ZM30 31H32V30H30ZM38 31V32H39ZM63 31V30H62ZM100 31V32H99ZM111 31V29L109 30V32ZM123 31V30H122ZM148 31V30H147ZM188 31V30H187ZM195 31V30H194ZM206 31V30H205ZM229 31V30H228ZM13 32V31H12ZM58 32V31H57ZM64 32V31H63ZM95 31H93V33H94ZM112 32H113V30H112ZM111 32V33H112ZM136 32H137V29H136ZM135 31L133 32L134 34L136 33ZM142 32V31H141ZM164 32V31H163ZM212 32V31H211ZM236 32V31H235ZM238 32V31H237ZM18 33V32H17ZM52 33H53V31H52ZM65 33V32H64ZM89 33V32H88ZM87 33V34H88ZM96 33V32H95ZM94 33V34H95ZM115 33H117V32H115ZM115 33H113L114 35H115ZM143 33V32H142ZM147 33V32H146ZM174 33V32H173ZM199 33V32H198ZM233 33H234V31H233ZM232 33V34H233ZM264 33V32H263ZM262 33V34H263ZM12 34H14V33H12ZM61 34V33H60ZM91 34V33H90ZM103 34V35H102ZM119 34H120V32H119ZM123 34L125 35V34H128V32L126 31V33H125V30H124V32H123ZM141 34V33H140ZM144 35H147V34H145V33H143ZM194 34V33H193ZM202 34V33H201ZM208 34V33H207ZM213 34H214V30H213ZM212 34V35H213ZM218 34V33H217ZM238 34V33H237ZM238 34V35H239ZM3 35V34H2ZM15 36H16V32H15V34H14ZM38 35V34H37ZM58 35H59V33H58ZM62 35V37H64L63 36V33L61 34ZM70 35V34H69ZM72 35V34H71ZM84 35V34H83ZM89 35V34H88ZM120 35H122V34H120ZM119 35V36H120ZM124 35H122V36H124ZM129 35V34H128ZM143 35V36H144ZM149 35V34H148ZM172 35V34H171ZM198 35V34H197ZM211 35V34H210ZM235 35V34H234ZM52 36V35H51ZM50 36V37H51ZM67 36V35H66ZM96 36V35H95ZM127 36V35H126ZM126 36H125V38H126ZM134 36V35H133ZM136 36V35H135ZM142 36V35H141ZM164 36H166V35H164ZM237 36V35H236ZM251 36V37H252ZM54 37V36H53ZM62 37H60V38H62ZM68 37V36H67ZM74 37V36H73ZM77 37V36H76ZM92 37H93V34H92ZM127 37H130V36H127ZM160 37V36H159ZM158 37V38H159ZM198 37V36H197ZM232 37V36H231ZM234 37V36H233ZM233 37H232V39H233ZM239 37H241V36H238V38ZM264 37V36H263ZM262 37V38H263ZM40 38V37H39ZM71 38V37H70ZM97 38V37H96ZM95 38V39H96ZM121 38V37H120ZM133 38V37H132ZM142 38V37H141ZM144 38V37H143ZM147 38H149V37H147ZM174 38V37H173ZM195 38H196V35H195ZM209 38H210V36H209ZM212 38V37H211ZM224 38V37H223ZM237 38V37H236ZM261 38V39H262ZM13 39V38H12ZM23 39H24V37H23ZM30 39H32V38H30ZM42 39H44V42H46L45 41V38H42ZM41 39V40H42ZM59 38H57V40H58ZM64 40H65V38H63ZM67 39V38H66ZM77 39V38H76ZM123 40H125L124 38H122ZM127 39V38H126ZM137 39L139 40V37H138V34H137ZM166 39V38H165ZM180 39V38H179ZM217 39V38H216ZM249 39V38H248ZM97 40V42H98V39H96ZM122 40V41H123ZM128 40V39H127ZM136 41V42H138V43H135V45L136 44H139V41ZM141 40V39H140ZM167 40V39H166ZM195 40V39H194ZM197 40H199V39H197ZM224 40H225V38H224ZM229 40V39H228ZM231 40V39H230ZM234 40H236V39H234ZM37 41V40H36ZM49 41V40H48ZM63 41V40H62ZM66 41V40H65ZM70 41V40H69ZM74 41V40H73ZM80 41V40H79ZM95 41V40H94ZM102 41H101V43H102ZM120 41H121V39H120ZM129 41V40H128ZM131 41H133V40H131ZM134 41H135V39H134ZM149 41H150V39H149ZM153 42L155 41L154 39L152 40ZM188 41V40H187ZM212 41H213V39H212ZM211 41V42H212ZM227 41V40H226ZM38 42V41H37ZM41 42V41H40ZM58 42H60L59 40H58ZM78 42V41H77ZM77 42H76V44H77ZM83 42V41H82ZM92 42V41H91ZM96 42V43H97ZM148 42V41H147ZM146 42V43H147ZM159 42V41H158ZM165 42V41H164ZM168 42V41H167ZM181 42V41H180ZM194 42H196V41H194ZM214 42H217V41H214ZM220 42V41H219ZM260 42V41H259ZM258 42V43H259ZM35 43V42H34ZM47 43V42H46ZM49 43V42H48ZM62 43V42H61ZM63 43H65V42H63ZM80 43V42H79ZM132 43V42H131ZM134 43V42H133ZM132 43V44H133ZM142 43H144V42H142ZM149 43V42H148ZM154 43H157V42H154ZM153 43V45H155ZM160 43V42H159ZM170 43V42H169ZM198 43V42H197ZM228 43H230L229 41H228ZM232 43V42H231ZM230 43V44H231ZM257 43V44H258ZM21 44V43H20ZM39 44V43H38ZM45 44V43H44ZM60 44V43H59ZM66 44V43H65ZM120 44V43H119ZM127 44H130V42L129 43H127ZM152 44V43H151ZM150 44V45H151ZM166 44V43H165ZM193 44V43H192ZM237 44V45H238ZM261 43H259V45H260ZM32 45V44H31ZM30 45V46H31ZM49 45H50V43H49ZM48 45V46H49ZM54 45V44H53ZM52 45V47H54ZM57 45V44H56ZM64 44H62L61 45V48H63L62 46H63ZM66 45H68V44H66ZM70 45V44H69ZM126 45V44H125ZM135 45H133V46H135ZM139 45H141V42H140V44ZM149 45V46H150ZM162 45H164V44H162ZM195 45V44H194ZM198 45V44H197ZM18 46V45H17ZM47 46V48L49 49V47ZM79 46V45H78ZM130 46V45H129ZM146 46V45H145ZM156 46H157V44H156ZM159 46V45H158ZM157 46V47H158ZM177 46V45H176ZM214 46V45H213ZM216 46H217V44H216ZM222 46H224V45H222ZM240 46V47H241ZM261 46V45H260ZM264 46V45H263ZM24 47H25V45H24ZM23 47V48H24ZM36 47H38L37 45H36ZM51 47V46H50ZM51 47V48H52ZM60 47V46H59ZM153 47V46H152ZM157 47H156V49H157ZM174 47V46H173ZM221 47V46H220ZM226 47V46H225ZM229 47H231V46H229ZM235 47V46H234ZM241 47V48H242ZM259 47V46H258ZM257 46H256V48H258ZM28 48H29V46H28ZM41 48V47H40ZM75 48V47H74ZM77 48H79V47H77ZM137 48V47H136ZM142 48V47H141ZM144 48H146V47H144ZM155 48V47H154ZM161 48H162V46H161ZM179 48V47H178ZM187 48V47H186ZM199 48H201V45H200V47ZM238 48V47H237ZM22 49V48H21ZM35 49V48H34ZM55 49V48H54ZM73 49V48H72ZM132 49V48H131ZM138 49V48H137ZM146 49H149V47L148 48H146ZM146 49H144V51L146 50ZM153 49V48H152ZM160 48H158V50H159ZM163 49V48H162ZM215 48H213V50H214ZM217 49V48H216ZM229 49V48H228ZM234 49V48H233ZM259 50H255V52L256 51H260L259 53H260V56H262V61H263V58H264V50H260V47L258 48ZM29 50V49H28ZM43 50V49H42ZM41 50V51H42ZM47 50V49H46ZM49 50H51V49H49ZM64 50H66L65 48H64ZM91 50V49H90ZM133 50H135V49H133ZM139 50V49H138ZM143 50V49H142ZM171 50V49H170ZM188 50H190L189 48H188ZM230 50V49H229ZM229 50H227V51H229ZM237 50V49H236ZM32 51V50H31ZM39 51V50H38ZM44 51V50H43ZM42 51V52H43ZM55 51V50H54ZM69 52H71L70 50H68ZM105 51H104V53H105ZM140 51V50H139ZM150 51V50H149ZM205 51V50H204ZM206 51H207V49H206ZM211 51V50H210ZM215 51V50H214ZM217 51V50H216ZM226 51V52H227ZM240 51V50H239ZM242 51H244V50H242ZM253 51V50H252ZM252 51H251V53H252ZM21 52H24V50L23 51H21ZM34 52H36V51H34ZM67 52V50L65 51V53H64V55L66 56V57H68L69 55H68V53H66ZM80 52V51H79ZM131 52H132V50H131ZM134 53H137L136 51H133ZM153 52V51H152ZM151 52V53H152ZM155 52V51H154ZM153 52V53H154ZM163 52V51H162ZM161 52V53H162ZM171 52V51H170ZM187 52V51H186ZM197 52H200V51H198L197 50ZM213 52V51H212ZM233 52V51H232ZM254 52V51H253ZM4 53V52H3ZM45 53V52H44ZM54 53V52H53ZM55 53H57V52H55ZM61 53H62V51H61ZM88 54H89V52H87ZM115 53V52H114ZM117 53V52H116ZM129 53V54H128ZM141 53V51L139 52V54ZM145 53V52H144ZM160 53V54H161ZM172 53H173V50H172ZM191 53V52H190ZM195 53V52H194ZM248 53V52H247ZM23 54V53H22ZM47 54V53H46ZM80 54V53H79ZM82 54V53H81ZM86 54V53H85ZM87 54V55H88ZM103 54V53H102ZM132 54V53H131ZM139 54H136L137 56L139 55ZM148 54V53H147ZM146 54V55H147ZM150 54V53H149ZM148 54V55H149ZM156 54V53H155ZM155 54L153 55V56H155ZM182 54V53H181ZM233 54V53H232ZM245 54V53H244ZM1 55V54H0ZM19 55V54H18ZM21 55V54H20ZM33 55V54H32ZM41 55V54H40ZM54 55V54H53ZM61 55V54H60ZM71 55V54H70ZM73 55V54H72ZM83 55V54H82ZM92 55V54H91ZM129 55V56H128ZM134 55V54H133ZM152 54H150V56H151ZM159 55V54H158ZM170 55V54H169ZM168 55V56H169ZM203 55H207V54H203ZM202 55V56H203ZM235 55V54H234ZM245 55H247V54H245ZM253 55H255L254 53H253ZM6 56V55H5ZM4 56V57H5ZM15 56V55H14ZM23 56V55H22ZM47 56V55H46ZM50 56V55H49ZM56 56H57V54H56ZM103 56V55H102ZM114 56V55H113ZM117 56V55H116ZM115 56V57H116ZM122 56V55H121ZM141 56H142V53H141ZM140 56V57H141ZM143 56H144V54H143ZM160 56V55H159ZM167 56V55H166ZM167 56V57H168ZM182 56V55H181ZM215 56V55H214ZM218 56V55H217ZM239 56V55H238ZM237 56V57H238ZM27 57V56H26ZM50 57H52V56H50ZM54 57H55V55H54ZM64 57V56H63ZM65 57V58H66ZM118 57V56H117ZM117 57L116 58H114V59H117ZM118 57V58H119ZM134 57V56H133ZM139 57V56H138ZM139 57V59L141 60V58ZM145 57V56H144ZM143 57V58H144ZM147 57V56H146ZM166 57V58H167ZM179 57V56H178ZM184 57V56H183ZM197 57V56H196ZM205 57V56H204ZM208 57H211V56H208ZM219 57H220V55H219ZM227 57V56H226ZM232 57V56H231ZM236 57V56H235ZM240 57V56H239ZM244 57V56H243ZM249 57V56H248ZM254 57V56H253ZM21 58V57H20ZM38 58V57H37ZM41 58V57H40ZM39 58V59H40ZM49 58V57H48ZM58 58V57H57ZM62 58V57H61ZM69 58V57H68ZM112 58V57H111ZM135 58H136V56H135ZM152 58V57H151ZM155 58H156V56H155ZM159 58V57H158ZM224 58H225V56H224ZM233 58H234V56H233ZM245 58H246V56H245ZM251 58H252V56H251ZM260 58V57H259ZM1 59H3V57L1 58ZM47 59V58H46ZM55 59V58H54ZM63 59V58H62ZM67 59V58H66ZM87 59H89V58H87ZM91 59V58H90ZM149 59V58H148ZM160 59H163V58H160ZM170 59V58H169ZM169 59H167V60H169ZM176 59H177V57H176ZM175 59V60H176ZM202 59V58H201ZM200 59V60H201ZM209 59V58H208ZM228 59V58H227ZM241 59H242V57H241ZM247 59V58H246ZM249 59H250V57H249ZM24 60V59H23ZM53 60V59H52ZM51 60V61H52ZM60 60V59H59ZM93 60V59H92ZM140 60H138V62H143L142 60L140 61ZM152 60V59H151ZM155 60V59H154ZM159 60V59H158ZM157 59H156V61H158ZM166 60V61H167ZM179 60V59H178ZM213 60V59H212ZM256 60V59H255ZM261 60H259V61H261ZM1 61V60H0ZM22 61V60H21ZM26 61V60H25ZM34 61V60H33ZM42 61V60H41ZM79 61V60H78ZM84 61H85V59H84ZM88 61V60H87ZM114 61V60H113ZM119 61V60H118ZM146 61V60H145ZM150 61V60H149ZM153 61V60H152ZM156 61H154V63L153 64H157V62ZM170 61V60H169ZM173 61V60H172ZM172 61H171V64H172ZM197 61V60H196ZM222 61H224V59L222 60ZM228 61V60H227ZM236 61V60H235ZM243 61V60H242ZM261 61V62H262ZM11 62V61H10ZM24 62V61H23ZM27 62H29L28 60H27ZM36 62V61H35ZM44 62V61H43ZM56 62V61H55ZM67 62V61H66ZM73 62V61H72ZM71 62V63H72ZM90 62V61H89ZM101 62V61H100ZM148 62V61H147ZM159 62V61H158ZM168 62V61H167ZM183 62V61H182ZM204 62V61H203ZM208 62V61H207ZM211 62V61H210ZM246 62V61H245ZM253 62V61H252ZM260 62V63H261ZM33 63V62H32ZM32 63H30V64H32ZM41 63V62H40ZM87 63V62H86ZM116 63V62H115ZM119 62H117L116 64H118ZM119 63V64H120ZM160 63V62H159ZM162 63V62H161ZM160 63V65H162ZM169 63V62H168ZM181 63V62H180ZM224 63V62H223ZM227 63V62H226ZM258 63V62H257ZM259 63V64H260ZM61 65H63L62 63H60ZM90 64V63H89ZM92 64V63H91ZM112 64V63H111ZM141 64V63H140ZM143 64V63H142ZM148 64H150V62L148 63ZM166 64V63H165ZM173 64H175V62L173 63ZM172 64V65H173ZM179 64V63H178ZM181 64H183V63H181ZM193 64V63H192ZM250 64V63H249ZM252 64V63H251ZM33 65H35V66H37L38 65V61H37V63L36 64H33ZM60 65V66H61ZM71 65V64H70ZM70 65H66L67 66V68H68V70L66 71V75L70 78V80H72L73 81V79H74V81H75V79L79 76H81V73L79 74L74 68L75 67H73V65L72 66H70ZM159 65V64H158ZM159 65V66H160ZM170 65V64H169ZM171 65V66H172ZM184 66H185V64H183ZM188 65H189V63H188ZM254 65V64H253ZM252 65V66H253ZM261 65L262 64H260V68L258 69V68H256V69H258V71H256V69H255V72H259V75H260V77L259 78H261V79H264V63H263V65H262V67H261ZM34 66V67H35ZM59 66V65H58ZM75 66V65H74ZM79 66V65H78ZM99 66V65H98ZM113 66V65H112ZM134 66V67H133ZM166 66V65H165ZM191 66V65H190ZM193 66V65H192ZM205 66V65H204ZM237 66V65H236ZM25 67H27L26 66V63H25ZM29 67V66H28ZM30 67H31V65H30ZM63 67V66H62ZM90 67H91V65H90ZM93 67H95L94 65H93ZM139 67H140V65H139ZM143 67V66H142ZM142 67H140V68H142ZM146 67V66H145ZM153 67L154 66H152V71L154 70L153 69ZM156 67H157V65H156ZM155 67V68H156ZM163 67V66H162ZM178 67V66H177ZM181 67V66H180ZM183 67V66H182ZM181 67V68H182ZM212 67V66H211ZM230 67H231V65H230ZM2 68V67H1ZM32 68V67H31ZM60 68V67H59ZM66 67L64 66V68L63 69H65ZM86 68V66L84 67V69ZM126 68H124L125 70H127ZM163 68H165V67H163ZM167 68H169L168 66H167ZM173 68H174V66H173ZM172 68V69H173ZM185 68H187V67H184V68H182V69H185ZM190 68V67H189ZM237 68V67H236ZM236 68H234V69H236ZM56 69V68H55ZM61 69V68H60ZM91 69H93V68H91ZM95 69V68H94ZM105 69V68H104ZM114 69V68H113ZM136 69H135V71H136ZM146 69V68H145ZM158 69V68H157ZM157 69H156V71H157ZM181 69V73L183 74V70ZM191 69V68H190ZM190 69H188L189 71H190ZM203 69V68H202ZM202 69H201V71H202ZM228 69V68H227ZM253 69V68H252ZM251 69V70H252ZM8 70V69H7ZM28 70L30 71V68H28ZM39 70V69H38ZM88 70H89V68H88ZM123 70V68L121 69V71ZM138 70V69H137ZM143 70L144 69H142V71L141 72H137L136 71V74L137 73H142L143 75H144V73H143ZM147 70V69H146ZM145 70V71H146ZM150 70V69H149ZM148 70V71H149ZM160 70V69H159ZM158 70V71H159ZM170 70V69H169ZM175 70V69H174ZM173 70V71H174ZM177 70H179L178 68H177ZM185 70H187V69H185ZM185 70H184V72H185ZM195 70V69H194ZM213 70V69H212ZM215 70V69H214ZM237 70V69H236ZM239 70V69H238ZM246 70V69H245ZM254 70V69H253ZM3 71V70H2ZM32 71H33V69H32ZM90 71V70H89ZM89 71H87L88 73H89ZM135 71H133V72H135ZM139 71V70H138ZM144 71V72H145ZM147 71V73H149ZM162 71V70H161ZM161 71H159V72H161ZM171 71V70H170ZM180 71V70H179ZM179 71H178V73H179ZM198 71V70H197ZM218 71V70H217ZM241 71V70H240ZM8 72V71H7ZM35 72H36V70H35ZM50 72H51V70H50ZM55 72V71H54ZM80 72V71H79ZM82 72V71H81ZM96 72V71H95ZM99 72V71H98ZM126 72V71H125ZM129 73H130V71H128ZM132 72V73H133ZM159 72H157V73H159ZM188 72V71H187ZM194 72V71H193ZM196 72V71H195ZM244 72V71H243ZM30 73V72H29ZM49 73V72H48ZM61 73V72H60ZM83 73V72H82ZM109 73V72H108ZM131 73V74H132ZM146 73V72H145ZM154 73V72H153ZM165 73V72H164ZM181 73H179V74H181ZM209 73V72H208ZM217 73V72H216ZM246 73V72H245ZM10 74V73H9ZM32 74V73H31ZM63 74H64V72H63ZM98 74V73H97ZM134 74V73H133ZM142 74L141 75H139V76H142ZM172 74H173V72H172ZM175 74V73H174ZM176 74H177V72H176ZM191 74V73H190ZM230 74H232V73H230ZM239 74H240V72H239ZM78 75V76H77ZM84 75H86L85 73H84ZM129 75V74H128ZM152 75H154V74H152ZM162 75V74H161ZM184 75V74H183ZM185 75H186V73H185ZM212 75V74H211ZM210 75V76H211ZM216 75V74H215ZM247 75V74H246ZM253 75V74H252ZM257 76H259L258 74H256ZM8 76V75H7ZM89 77H90V74L88 75ZM113 76V75H112ZM114 76H115V74H114ZM127 76V75H126ZM136 76V75H135ZM134 76V77H135ZM138 76V77H139ZM157 76V75H156ZM180 76V75H179ZM207 76V75H206ZM214 76V75H213ZM231 76V75H230ZM249 76V75H248ZM248 76H246L247 78H248ZM1 77V76H0ZM3 77V76H2ZM1 77V78H2ZM44 77V76H43ZM53 77V76H52ZM58 77V76H57ZM56 77V78H57ZM60 77H61V74H60ZM63 77V76H62ZM82 77V76H81ZM84 77V76H83ZM88 77V78H89ZM93 77H94V75H93ZM96 77V76H95ZM99 77V76H98ZM104 77V76H103ZM117 77V76H116ZM144 77H145V75H144ZM152 77V76H151ZM198 76L196 75V77L195 78H197ZM200 77V76H199ZM202 77H203V75H202ZM215 77V76H214ZM239 77V76H238ZM251 77V76H250ZM55 78V79H56ZM65 78V77H64ZM63 78V79H64ZM67 78V77H66ZM72 78V79H71ZM86 78V77H85ZM130 78V77H129ZM132 78V77H131ZM136 78V77H135ZM140 78V77H139ZM150 78V77H149ZM157 78V77H156ZM193 78V77H192ZM211 78V77H210ZM258 78V77H257ZM8 79V78H7ZM63 79H61V80H63ZM90 79V78H89ZM122 79V78H121ZM120 79V80H121ZM133 79V78H132ZM142 79V78H141ZM144 79V78H143ZM145 79H147V78H145ZM152 79V78H151ZM164 79V78H163ZM178 79V78H177ZM182 79H184V78H182ZM189 79V78H188ZM219 79V78H218ZM250 79H252V78H250ZM254 79V78H253ZM252 79V80H253ZM260 79V80H261ZM51 80H53V79H51ZM50 80V81H51ZM64 80H66V79H64ZM68 80V79H67ZM80 80V79H79ZM92 79H90V80H88L87 78L86 79H84L83 81V83H84V86H85V88H88L89 90L91 89L92 90V88H94L93 90L95 91L94 92V94H96V96H94L95 98H97V100L99 101V102H97V104L99 105V107L100 106H102L101 108L102 109H105L106 108V110H109V109H107V105H108V99L107 100H105V98H106V96H104L105 94L103 93V83L101 82V81H99V82H97V84H95L94 86L91 84V81ZM149 80V79H148ZM147 80V81H148ZM180 80H181V78H180ZM190 80V79H189ZM195 80V79H194ZM193 80V81H194ZM198 80H200V79H198ZM225 80V79H224ZM245 80V79H244ZM4 81V80H3ZM42 81V80H41ZM54 81V80H53ZM60 81V80H59ZM69 81V80H68ZM73 81V82H74ZM93 82H94V79L92 80ZM122 81H123V79H122ZM134 81V80H133ZM141 81V80H140ZM146 81V80H145ZM146 81V82H147ZM149 81H151V80H149ZM155 81V80H154ZM157 81V80H156ZM163 81H165V80H163ZM186 81V80H185ZM213 81V80H212ZM232 81H234V80H232ZM248 81V80H247ZM250 81V80H249ZM248 81V82H249ZM258 81V80H257ZM264 81V80H263ZM263 81H262V83H263ZM8 82V81H7ZM14 82V81H13ZM57 82V81H56ZM67 82V81H66ZM112 82V81H111ZM137 82V81H136ZM143 82V81H142ZM160 82V81H159ZM161 82H162V80H161ZM172 82V81H171ZM188 82V81H187ZM186 82V83H187ZM190 82H191V80H190ZM190 82H188V84L190 83ZM198 82H200V81H198ZM215 82H217V81H215ZM230 82V81H229ZM254 82H255V80H254ZM253 82V83H254ZM43 83V82H42ZM64 83V82H63ZM138 83V82H137ZM186 83H185V85H186ZM226 83V82H225ZM224 83V84H225ZM7 84V83H6ZM18 84V83H17ZM45 84V83H44ZM52 84V83H51ZM54 84V83H53ZM80 84H82L81 82H80ZM108 84V83H107ZM139 84V83H138ZM143 84V83H142ZM160 84V83H159ZM163 84H164V82H163ZM166 84H167V82H166ZM173 84H175L176 85V83H173ZM188 84L186 85V86H188ZM192 84V83H191ZM194 84H196V83H193V85ZM198 84H201V83H198ZM219 84H221V83H219ZM230 84V83H229ZM250 84V83H249ZM251 84H252V82H251ZM250 84V85H251ZM42 85V84H41ZM46 85H48V84H46ZM46 85H43L44 86V88H46L45 86ZM56 85V84H55ZM65 85H66V83H65ZM109 85H112V83L111 84H109ZM145 85H147V83L145 84ZM156 84H152V86H155ZM169 85V84H168ZM184 85V84H183ZM192 85V86H193ZM197 85V84H196ZM202 85H203V83H202ZM205 85H207V84H205ZM204 85V86H205ZM228 85V84H227ZM11 86V85H10ZM52 86V85H51ZM63 86V85H62ZM69 86H70V84H69ZM77 86V85H76ZM83 86V85H82ZM81 86V87H82ZM83 86V87H84ZM93 86V87H92ZM107 86V85H106ZM115 86V85H114ZM117 86V85H116ZM158 87H160L159 85H157ZM191 86V89L193 90L194 88ZM198 86L199 85H197L196 87L198 88ZM231 86V85H230ZM257 87H258V85H256ZM49 87V86H48ZM105 87V86H104ZM129 87V86H128ZM150 87V86H149ZM158 87L156 88L157 89V91H158ZM163 87V86H162ZM173 87V86H172ZM172 87H171V89H172ZM176 87H179V86H176ZM182 87V86H181ZM206 87V86H205ZM252 87V86H251ZM261 87H262V84H261ZM19 88V87H18ZM59 88V87H58ZM57 88V89H58ZM62 88V87H61ZM60 88V89H61ZM77 88H78V86H77ZM203 88V87H202ZM201 88V89H202ZM225 88V87H224ZM232 88V87H231ZM236 88V87H235ZM250 88V87H249ZM248 88V89H249ZM253 88V87H252ZM259 88V87H258ZM262 88H264V86L262 87ZM261 88V89H262ZM56 88L54 89V91L55 90H57ZM63 89V88H62ZM74 89V88H73ZM80 89V88H79ZM81 89H83V88H81ZM106 89V88H105ZM148 89V88H147ZM152 89V88H151ZM200 89V90H201ZM206 89H208V88H206ZM229 89V88H228ZM228 89H227V91H228ZM234 89V88H233ZM254 89H255V87H254ZM11 90H13V89H11ZM46 90V89H45ZM52 90V89H51ZM64 90V89H63ZM62 90V91H63ZM69 90V89H68ZM90 90V91H91ZM92 90V91H93ZM120 90V89H119ZM123 90H125V89H123ZM127 90V89H126ZM138 90V89H137ZM141 89H139V91H140ZM153 90V89H152ZM160 90V89H159ZM174 90V89H173ZM175 90H176V88H175ZM180 90H183V89H180ZM190 90V89H189ZM197 90H199V88L197 89ZM197 90H195L196 92H197ZM203 90V89H202ZM240 90V89H239ZM257 90H259L260 91V89H257ZM256 90V92H257V94H259L258 93V91ZM23 91V90H22ZM53 91V90H52ZM62 91L60 92V90H59V93H62ZM71 91V90H70ZM81 91V90H80ZM113 91V90H112ZM118 91V90H117ZM165 91V90H164ZM185 91V90H184ZM194 91V90H193ZM205 91V90H204ZM203 91V92H204ZM207 91V90H206ZM223 91V90H222ZM28 92V91H27ZM48 92V91H47ZM74 92V91H73ZM85 92V91H84ZM107 92V91H106ZM136 92H138V91H136ZM135 92V93H136ZM159 92V91H158ZM161 92V91H160ZM166 92V91H165ZM170 91H168V93H169ZM175 92V91H174ZM178 92H181V91H179L178 90ZM202 92V91H201ZM218 92V91H217ZM216 92V93H217ZM233 92H235V91H233ZM246 92V91H245ZM247 92H248V90H247ZM254 92V91H253ZM57 93V92H56ZM68 93H71V92H68ZM75 93V92H74ZM83 93V92H82ZM87 93V92H86ZM117 92H115V94H116ZM118 93H119V91H118ZM117 93V94H118ZM146 93H148V92H146ZM152 93V92H151ZM156 93V92H155ZM162 94H164V92H161ZM171 93V92H170ZM185 93V92H184ZM192 93V92H191ZM205 93V92H204ZM203 93V94H204ZM226 93V92H225ZM228 93V92H227ZM231 93V92H230ZM242 93V92H241ZM249 93H251V92H249ZM262 93V92H261ZM10 94V93H9ZM31 94V93H30ZM64 94V93H63ZM73 94V93H72ZM76 94H77V92H76ZM79 94V93H78ZM81 94V93H80ZM84 94V93H83ZM93 94V93H92ZM91 94V95H92ZM93 94V95H94ZM130 94V93H129ZM160 94V93H159ZM161 94V95H162ZM166 94V93H165ZM172 94V93H171ZM170 94V95H171ZM176 94V92L174 93V95H173V97L174 96H176L175 95ZM178 94V93H177ZM180 94V93H179ZM178 94V95H179ZM187 94V93H186ZM185 94V95H186ZM194 94V93H193ZM197 94V93H196ZM198 94H201L200 92L198 93ZM202 94V95H203ZM209 94V93H208ZM207 94V95H208ZM2 95V94H1ZM1 95H0V107L1 108H4L5 106H6V101L1 97ZM23 95V94H22ZM51 95V94H50ZM60 95V94H59ZM62 95V94H61ZM87 95V94H86ZM148 95H150L149 93H148ZM157 95V94H156ZM166 95H168V94H166ZM169 95V96H170ZM181 96L183 95L184 96V94L182 93V94H180ZM179 95V96H180ZM205 96V97H209V96ZM213 95H215V93H213ZM217 95V94H216ZM231 95H233V93L231 94ZM230 95V96H231ZM236 95H237V93H236ZM256 95V94H255ZM262 95H264V93L262 94ZM47 96V95H46ZM53 96H55L54 94H53ZM65 96V95H64ZM72 96V95H71ZM73 96H75V94L73 95ZM78 96V95H77ZM100 96V97H99ZM127 96V95H126ZM153 96V95H152ZM158 96V95H157ZM160 96V95H159ZM163 96V95H162ZM168 96V97H169ZM178 96V97H179ZM189 96V95H188ZM223 96V95H222ZM238 96V95H237ZM62 97V96H61ZM78 97H80V96H78ZM84 97H85V94H84ZM92 97V96H91ZM117 97V96H116ZM121 97H123L122 99L121 98H119V100H121V102H120V104H122L123 106H125L124 108L125 109H129L128 107H131V103H130V98H126V97H124V96H121ZM145 97V96H144ZM165 97H167V96H165ZM164 97V98H165ZM167 97V98H168ZM172 97V95L169 97V98H171ZM178 97H176V98H178ZM190 97V96H189ZM252 97V96H251ZM259 97V96H258ZM262 97V96H261ZM5 98V97H4ZM75 98H77V97H75ZM94 98V99H95ZM139 98V97H138ZM166 98V99H167ZM168 98V99H169ZM191 98V97H190ZM213 98H214V96H213ZM220 98V97H219ZM223 98V97H222ZM230 98V97H229ZM234 98V97H233ZM242 98V97H241ZM53 99V98H52ZM61 99V98H60ZM154 99V98H153ZM168 99H167V101H168ZM179 99V98H178ZM182 99V98H181ZM183 99H184V97H183ZM212 99V98H211ZM218 99V98H217ZM221 99V98H220ZM250 99H252V98H250ZM55 100V99H54ZM69 100V99H68ZM77 100V99H76ZM91 100H92V98H91ZM96 100V101H97ZM116 100V99H115ZM133 100V99H132ZM139 100V99H138ZM146 100V99H145ZM149 100V99H148ZM161 100V99H160ZM165 100V99H164ZM169 100H172V98L171 99H169ZM240 100V99H239ZM247 100V99H246ZM257 100V99H256ZM258 100H259V98H258ZM262 100V99H261ZM26 101V100H25ZM52 101V100H51ZM65 101V100H64ZM86 101V100H85ZM107 101V102H106ZM157 101V100H156ZM166 101V100H165ZM164 101V102H165ZM182 101H188L187 99H186V97H185V99L184 100H182ZM198 101V100H197ZM206 101V100H205ZM204 101V102H205ZM210 101V100H209ZM219 101V100H218ZM237 101H238V99H237ZM260 101V100H259ZM89 102V101H88ZM113 102V101H112ZM169 102V101H168ZM221 102V101H220ZM226 103L228 102V101H225ZM57 103H58V101H57ZM66 103V102H65ZM68 103V102H67ZM78 103V102H77ZM94 103V102H93ZM135 103V102H134ZM152 102H150V104H151ZM180 103H181V101H180ZM188 103V102H187ZM207 103V102H206ZM225 103V104H226ZM230 103V102H229ZM228 103V104H229ZM249 103V102H248ZM253 103V102H252ZM257 103V102H256ZM256 103H254V104H256ZM55 104H56V102H55ZM63 104H64V102H63ZM95 104V103H94ZM118 104V103H117ZM157 104H158V102H157ZM170 104V103H169ZM171 104H173V102L171 103ZM177 104V103H176ZM184 104H185V102H184ZM183 103L181 104V105H184ZM189 104V103H188ZM191 104V103H190ZM195 104V103H194ZM260 104H261V102H260ZM23 105V104H22ZM51 105H54V104H51ZM60 105V104H59ZM58 105V106H59ZM67 104H65L64 106H66ZM96 105V104H95ZM94 105V106H95ZM121 105V107H123ZM152 105V104H151ZM162 105V104H161ZM174 105V104H173ZM191 105H193V104H191ZM200 105V104H199ZM209 105V104H208ZM215 105V104H214ZM220 106H221V104H219ZM26 106V105H25ZM47 106V105H46ZM86 106V105H85ZM118 106V105H117ZM157 106H159V105H157ZM171 106V105H170ZM175 106V105H174ZM179 106V105H178ZM216 106V105H215ZM223 106H225V105H223ZM228 106V105H227ZM230 106V105H229ZM242 106V105H241ZM240 106V107H241ZM12 107V106H11ZM40 107V106H39ZM69 107V106H68ZM72 107H73V105H72ZM72 107H71V109H72ZM96 107V106H95ZM140 107V106H139ZM152 107V106H151ZM150 107V108H151ZM154 107V106H153ZM166 107H168V106H166ZM218 107V106H217ZM222 107V106H221ZM235 107V106H234ZM254 107V106H253ZM252 107V108H253ZM262 107H263V105H262ZM7 108V107H6ZM64 108V107H63ZM76 108V107H75ZM100 108V109H101ZM175 108V107H174ZM180 108V107H179ZM185 108H186V105H185ZM189 108V107H188ZM195 108H197V107H194V109ZM200 108H201V106H200ZM212 108H213V106H212ZM65 109H67V108H65ZM65 109H64V111H65ZM70 109V110H71ZM88 109V108H87ZM137 109V108H136ZM145 109V108H144ZM166 109V108H165ZM168 109V108H167ZM170 109V108H169ZM202 109V108H201ZM209 109V108H208ZM211 109V108H210ZM220 109V108H219ZM232 109V108H231ZM234 109V108H233ZM237 109H238V107H237ZM237 109H235V110H237ZM240 109V108H239ZM238 109V110H239ZM262 109V108H261ZM30 110H31V108H30ZM73 110V109H72ZM93 110V109H92ZM172 110V109H171ZM183 109H181V111H182ZM199 110V109H198ZM204 110H205V107H204ZM203 110V111H204ZM211 110H213V109H211ZM226 110V109H225ZM264 110V109H263ZM2 111V110H1ZM9 111V110H8ZM66 111H68V110H66ZM80 111V110H79ZM78 111V112H79ZM132 111H134V110H132ZM167 111V110H166ZM174 111V110H173ZM172 111V112H173ZM176 111H177V109H176ZM191 111V110H190ZM194 111H196V113H197V110H194ZM206 111V110H205ZM214 111H216V110H214ZM222 111V110H221ZM224 111V110H223ZM227 111V110H226ZM233 111V110H232ZM231 111V112H232ZM3 112H7L6 110H4ZM44 112V111H43ZM61 112V111H60ZM98 112V111H97ZM96 112V113H97ZM103 112V111H102ZM107 112V111H106ZM130 112V111H129ZM136 112V111H135ZM138 112V111H137ZM146 112V111H145ZM149 112V111H148ZM180 112V111H179ZM185 112V111H184ZM201 112V111H200ZM212 112V111H211ZM218 112V111H217ZM18 113V112H17ZM46 113V112H45ZM45 113H44V115H45ZM52 113V112H51ZM84 113H85V111H84ZM103 113H105V112H103ZM109 113V112H108ZM111 113V112H110ZM142 113V112H141ZM177 113V112H176ZM189 113V112H188ZM187 113V114H188ZM227 113V112H226ZM243 113V112H242ZM242 113H239L240 115L242 114ZM263 113V112H262ZM1 114V113H0ZM73 114V113H72ZM77 114H79V113H77ZM83 114V113H82ZM89 114V113H88ZM112 114H113V112H112ZM112 114H110V115H112ZM115 114V113H114ZM132 114V113H131ZM159 114V113H158ZM165 114V113H164ZM168 114H170V113H168ZM177 114H181V113H177ZM182 114H183V112H182ZM186 114V112L184 113V115ZM186 114V115H187ZM201 114V113H200ZM210 114V113H209ZM212 114V113H211ZM219 114V113H218ZM234 114H236V113H234ZM233 114V115H234ZM67 115H71V114H67ZM66 115V116H67ZM119 115V114H118ZM138 115V114H137ZM171 115V114H170ZM215 115H217V114H215ZM226 115V114H225ZM231 115V114H230ZM5 116V115H4ZM13 116H15V115H13ZM23 116V115H22ZM103 116V115H102ZM117 116V115H116ZM128 116V115H127ZM142 116V115H141ZM140 116V117H141ZM148 116H149V114H148ZM154 116V115H153ZM155 116H157V115H155ZM173 116V115H172ZM192 116V115H191ZM191 116H189V117H191ZM194 116V115H193ZM207 116V115H206ZM10 117V116H9ZM9 117H7V118H9ZM36 117V116H35ZM49 117V116H48ZM69 117V116H68ZM105 117V116H104ZM126 117V116H125ZM146 117V116H145ZM152 117V116H151ZM150 117V118H151ZM182 117H183V115H182ZM205 117V116H204ZM212 117H213V115H212ZM223 117V116H222ZM226 117H228V116H226ZM232 117V116H231ZM231 117H230V120H231ZM234 117V116H233ZM246 117V116H245ZM11 119H12V117H10ZM26 118V117H25ZM42 118V117H41ZM96 118H100L99 116L97 117L96 116ZM135 118V117H134ZM166 118V117H165ZM181 118V117H180ZM180 118H178V119H180ZM255 118V117H254ZM48 119V118H47ZM62 119V118H61ZM112 119V118H111ZM147 119V118H146ZM152 119V118H151ZM185 119H187V118H185ZM202 119V118H201ZM201 119H200V121H201ZM204 119H206V118H204ZM211 119V118H210ZM213 119V118H212ZM215 119V118H214ZM220 119V118H219ZM224 119V118H223ZM226 119H228V118H226ZM239 119V118H238ZM244 118H242V120H243ZM10 120V119H9ZM21 120H23V119H21ZM27 120V119H26ZM92 120V119H91ZM108 120V119H107ZM113 120V119H112ZM123 120H126V119H123ZM131 120V119H130ZM139 121H140V119H138ZM148 120V119H147ZM165 120V119H164ZM170 120V119H169ZM175 120V119H174ZM188 120V119H187ZM195 120V119H194ZM203 120V119H202ZM207 120V119H206ZM229 120V119H228ZM3 121H5V120H3ZM44 121V120H43ZM49 121V120H48ZM94 121V120H93ZM102 121V120H101ZM114 121V120H113ZM134 121H136V120H134ZM148 121H150V120H148ZM186 121V120H185ZM205 121V120H204ZM222 121V120H221ZM224 121L225 122H228V121H226L225 119L223 120V122H222V124L224 123ZM260 121V120H259ZM262 121V120H261ZM6 122V121H5ZM11 122V121H10ZM14 122V121H13ZM115 122H117V120H115ZM114 122V123H115ZM161 122V121H160ZM167 122V121H166ZM177 122V121H176ZM189 122V121H188ZM191 122V121H190ZM195 122V121H194ZM212 122V121H211ZM215 122V121H214ZM213 122V123H214ZM217 122V121H216ZM216 122H215V124H216ZM233 122V121H232ZM25 123V122H24ZM37 123V122H36ZM45 123V122H44ZM95 123H96V121H95ZM105 123V122H104ZM104 123L102 124L103 126H104ZM113 123V124H114ZM128 123V122H127ZM147 123V122H146ZM192 123H193V120H192ZM229 123H230V121H229ZM235 123V122H234ZM1 124V123H0ZM5 124V123H4ZM75 124V123H74ZM150 124V123H149ZM152 125H153V123H151ZM160 124V123H159ZM182 124V123H181ZM198 124V123H197ZM226 124H228V123H226ZM231 124V123H230ZM236 124V123H235ZM257 124H258V122H257ZM3 125V124H2ZM21 125V124H20ZM42 125V124H41ZM97 125V124H96ZM133 125H135V124H133ZM144 125V124H143ZM155 125V124H154ZM189 125V124H188ZM199 125H201V124H199ZM198 125V126H199ZM202 125H204V124H202ZM208 125H210V124H208ZM216 125H218V124H216ZM216 125H215V127H216ZM229 125V124H228ZM242 125V124H241ZM246 125V124H245ZM4 126H6V125H4ZM12 126V125H11ZM27 126H28V124H27ZM76 126V125H75ZM79 126V125H78ZM102 126V127H103ZM115 126V125H114ZM151 126V125H150ZM160 126V125H159ZM184 126V125H183ZM190 126V125H189ZM198 126H196V127H198ZM213 126V125H212ZM223 126H225L226 127V125H223ZM249 126V125H248ZM8 127V126H7ZM29 127V126H28ZM39 127V126H38ZM49 127V126H48ZM73 127V126H72ZM101 127V128H102ZM108 127V126H107ZM137 127V126H136ZM178 127H180V126H178ZM177 127V128H178ZM182 127V126H181ZM195 127V128H196ZM204 127V126H203ZM202 127V128H203ZM208 127H210V126H208ZM221 127H222V125H221ZM27 128V127H26ZM98 128H99V126H98ZM140 128V127H139ZM151 128V127H150ZM155 128H157V127H155ZM155 128H153V129H155ZM175 128V127H174ZM201 128V127H200ZM199 128V129H200ZM201 128V129H202ZM232 128V127H231ZM237 128H240V126H238ZM22 129V128H21ZM82 129H84V128H82ZM103 129V128H102ZM104 129H105V127H104ZM152 129V128H151ZM152 129V130H153ZM162 129V128H161ZM169 130H170V128H168ZM192 129V128H191ZM197 129V128H196ZM213 129V128H212ZM215 130H216V128H214ZM219 129V128H218ZM248 129V128H247ZM256 129V128H255ZM17 130V129H16ZM101 130V129H100ZM107 130V129H106ZM184 130V129H183ZM206 130V129H205ZM209 130V129H208ZM220 130V129H219ZM218 130V131H219ZM224 131V129H221V131ZM235 130V129H234ZM238 130V129H237ZM237 130H236V132H237ZM240 130V129H239ZM249 130V129H248ZM252 130V129H251ZM250 130V131H251ZM258 130V129H257ZM15 131V130H14ZM19 131V130H18ZM48 131V130H47ZM83 131V130H82ZM111 131V130H110ZM136 131V130H135ZM154 131H156V130H154ZM182 131V130H181ZM180 131V132H181ZM188 131V130H187ZM197 131H198V129H197ZM204 131V130H203ZM211 131V130H210ZM225 131H227V129L225 130ZM240 131H242V130H240ZM240 131H239V133H240ZM246 131V130H245ZM254 131V130H253ZM2 132V131H1ZM8 132V131H7ZM17 132V131H16ZM21 132V131H20ZM25 132V131H24ZM108 132V131H107ZM140 132V131H139ZM183 132V131H182ZM194 132V131H193ZM202 132V131H201ZM209 132V131H208ZM208 132H207V134H208ZM220 132V131H219ZM231 132H232V130H231ZM235 132V131H234ZM248 132V131H247ZM6 133V132H5ZM4 133V134H5ZM26 133V132H25ZM42 133V132H41ZM51 133V132H50ZM100 133V132H99ZM102 133V132H101ZM154 133V132H153ZM184 133V132H183ZM182 133V134H183ZM187 133V132H186ZM192 133V132H191ZM204 134H205V131L203 132ZM211 133H214V132H211ZM218 133V132H217ZM226 133V132H225ZM239 133L237 134V135H235V136H238L239 135ZM243 133H244V131H243ZM249 133V132H248ZM247 133V134H248ZM252 133V132H251ZM256 133V132H255ZM257 133H259L258 131H257ZM2 134V133H1ZM4 134L2 135V136H4ZM8 134V133H7ZM17 134V133H16ZM19 134H21V133H19ZM103 134V133H102ZM114 134V133H113ZM121 134V133H120ZM166 134V133H165ZM194 134V133H193ZM199 133H197V135H198ZM201 134V133H200ZM227 134H229V133H227ZM234 134V133H233ZM247 134H245V135H247ZM250 134V133H249ZM6 135V134H5ZM9 135V134H8ZM18 135V134H17ZM17 135H15V136H17ZM22 135V134H21ZM71 135V134H70ZM106 135H108V134H106ZM112 135V134H111ZM117 135V134H116ZM135 135V134H134ZM142 135V134H141ZM146 135V134H145ZM161 135V134H160ZM176 135V134H175ZM184 135V134H183ZM187 135V134H186ZM185 135V136H186ZM190 135V134H189ZM196 135V136H197ZM206 135V134H205ZM204 135V136H205ZM218 135V134H217ZM222 135V134H221ZM230 135V134H229ZM10 136V135H9ZM28 136V135H27ZM37 136V135H36ZM113 136V135H112ZM158 136V135H157ZM169 136V135H168ZM182 136V135H181ZM207 136V135H206ZM214 136V135H213ZM216 136V135H215ZM214 136V137H215ZM231 136V135H230ZM234 136V138L233 139H235L236 137ZM25 138H26V136H24ZM58 137V136H57ZM79 137V136H78ZM143 137V136H142ZM160 137V136H159ZM174 138H175V136H173ZM211 137V136H210ZM233 137V136H232ZM240 137H241V133H240ZM244 137V136H243ZM249 137V136H248ZM14 138V137H13ZM13 138H11L12 140H13ZM18 138H19V135H18ZM72 138V137H71ZM76 138H77V136H76ZM80 138V137H79ZM109 138V137H108ZM114 138V137H113ZM119 138V137H118ZM131 138V137H130ZM140 138V137H139ZM146 138V137H145ZM149 138V137H148ZM172 138V137H171ZM179 138V137H178ZM194 138V137H193ZM220 138V137H219ZM218 138V139H219ZM227 138V137H226ZM230 139H231V137H229ZM237 138H239V136L237 137ZM251 138V137H250ZM253 138V137H252ZM255 138V137H254ZM3 140H5L4 138H2ZM24 139V138H23ZM31 139V138H30ZM29 139V140H30ZM65 139H66V137H65ZM70 139V138H69ZM103 139V138H102ZM101 139V140H102ZM124 139V138H123ZM127 139H129V138H127ZM180 139V138H179ZM178 139V140H179ZM202 139H204V138H202ZM216 139V138H215ZM214 139V140H215ZM233 139L232 140H230L229 141V148H227V152L231 155V156H233L234 157V159H235V157H236V160H237V156H239V155H241V153H244V152H246L245 151V149L247 148V149H249L248 148V141L247 140H245V139H248L247 137H245V139L243 138V139H241L240 138V140H236L235 139V141H233ZM258 139V138H257ZM264 139V138H263ZM2 140V141H3ZM16 140V139H15ZM28 140V141H29ZM35 140V139H34ZM62 140V139H61ZM84 140V139H83ZM121 140V139H120ZM126 140V139H125ZM130 140V139H129ZM165 140V139H164ZM171 140V139H170ZM195 140H196V138H195ZM198 140H200V139H198ZM256 140V139H255ZM1 141V140H0ZM6 141V140H5ZM4 141V142H5ZM11 141V140H10ZM45 141V140H44ZM78 141H79V139H78ZM81 141H82V138H81ZM80 141V147H81V151L82 152H90V147H89V145H88V143H86L85 142V140L83 141V142H81ZM130 141H132V140H130ZM151 141V140H150ZM159 141H161V140H159ZM166 141V140H165ZM183 141V140H182ZM202 141V140H201ZM206 141H207V138H206ZM216 141V140H215ZM215 141L213 142L214 144H215ZM218 141V140H217ZM3 142V143H4ZM12 142V141H11ZM17 142H18V140H17ZM23 142H25L24 140H23ZM33 142V141H32ZM37 142V141H36ZM115 142H116V140H115ZM145 142V141H144ZM149 142V141H148ZM148 142H146V143H148ZM153 142V141H152ZM155 142V141H154ZM203 142V141H202ZM1 143V142H0ZM7 143V142H6ZM29 143H31L30 141H29ZM125 143V142H124ZM132 144H133V142H131ZM138 143V142H137ZM157 143V142H156ZM163 143V142H162ZM180 143V142H179ZM196 143V142H195ZM212 143V142H211ZM218 142H216V144H217ZM226 143H228V142H226ZM257 143V142H256ZM10 144V143H9ZM33 144V143H32ZM120 144V143H119ZM121 144H122V141H121ZM152 144V143H151ZM150 144V145H151ZM173 144V143H172ZM182 144H183V142H182ZM185 144V143H184ZM260 144H261V142H260ZM6 145V144H5ZM11 145V144H10ZM13 145V144H12ZM15 145V144H14ZM21 145V144H20ZM51 145V144H50ZM70 145V144H69ZM100 145V144H99ZM117 145H118V143H117ZM134 145V144H133ZM141 145V144H140ZM206 145V144H205ZM210 145V144H209ZM218 145V144H217ZM223 145V144H222ZM248 145V146H247ZM257 145V144H256ZM1 146V145H0ZM93 146V145H92ZM139 146V145H138ZM142 146V145H141ZM152 146V145H151ZM166 146H169V145H166ZM191 146V145H190ZM194 146V145H193ZM200 146V145H199ZM212 146V145H211ZM220 146V145H219ZM227 146H228V144H227ZM253 146V145H252ZM259 146V145H258ZM257 146V147H258ZM6 147V146H5ZM11 147V146H10ZM18 147H20V146H18ZM62 147V146H61ZM126 147V146H125ZM130 146H128V148H129ZM149 148H150V146H148ZM159 147V146H158ZM203 147V146H202ZM214 147V146H213ZM251 147V146H250ZM26 148V147H25ZM104 148V147H103ZM114 148V147H113ZM144 148H146V147H144ZM151 148H153V147H151ZM160 148V147H159ZM193 148V147H192ZM217 148H218V146H217ZM216 148V149H217ZM223 148H225L224 146H223ZM252 148V147H251ZM253 148H254V146H253ZM5 149V148H4ZM4 149H3V151H4ZM12 149V148H11ZM31 149V148H30ZM37 149V148H36ZM115 149H116V147H115ZM118 150L120 149V148H117ZM130 149V148H129ZM203 149H205V148H203ZM221 149V148H220ZM256 149V148H255ZM254 149V150H255ZM257 149H259V148H257ZM262 149V148H261ZM15 150V149H14ZM14 150H12L13 152H14ZM20 150H22L21 148H20ZM131 150V149H130ZM143 150V149H142ZM154 150V149H153ZM160 150V149H159ZM163 150V149H162ZM168 150V149H167ZM172 150V149H171ZM190 150V149H189ZM211 150V149H210ZM251 150H253V149H251ZM1 151V150H0ZM3 151H1V153L3 154ZM27 151V150H26ZM164 151H165V149H164ZM175 151V150H174ZM181 151H183V150H181ZM207 151V150H206ZM225 151V153H226V149L224 150ZM248 151V150H247ZM19 152V151H18ZM17 152V153H18ZM25 152V151H24ZM118 152V151H117ZM126 152V151H125ZM131 152H132V150H131ZM130 152V153H131ZM157 152V151H156ZM163 152V151H162ZM211 152H212V150H211ZM210 152V153H211ZM218 152V151H217ZM257 152V151H256ZM259 152V151H258ZM257 152V153H258ZM0 153V264H73L72 263V261H70L67 257H66V255L62 252V251H60V250H58V249H60V248H56L55 247V245H57V246H59V247H61L62 248V250H65V253H70V254H72L73 255V258H75V257H77V258H75V259H77L78 260V258H80V260H78L79 262H80V264H100L99 263V261L97 262V260H96V258H95V256H92V255H90V254H92V253H89L88 251H82L81 249H82V246H80V245H83V242L81 243V244H79V245H77V243L73 240V239H70V235H71V233H69V232H72V231H70V225L71 224H73L74 225V223H71V222H73L71 219L69 220V217H68V220H67V218H65V217H67V216H63L58 210H60V209H56L57 208V205H56V208H54V209H51V207H50V202H49V205L47 204V202H45V199H43L42 198V196H40L39 195V192L37 193V189L35 190L34 188H30V186L31 185H29V184H25V182L27 181L26 180V178H24L26 181L24 182V180H23V177H24V174L26 173L24 170V172L25 173H23V171H22V173H21V167L19 168L18 167V165H16L15 164V161H17L18 159H13L11 156V158L10 157H4V156H2V154ZM7 153V152H6ZM11 153V152H10ZM34 153V152H33ZM122 153V152H121ZM168 153V152H167ZM171 153H172V151H171ZM174 153V152H173ZM172 153V154H173ZM191 153V152H190ZM220 153V152H219ZM224 153V154H225ZM247 153V152H246ZM254 153V152H253ZM5 154V153H4ZM9 154V153H8ZM14 155H15V153H13ZM111 154V153H110ZM140 154V153H139ZM165 154V153H164ZM179 154V153H178ZM181 154V153H180ZM186 155H187V153H185ZM202 154V153H201ZM208 154V153H207ZM207 154H205V155H207ZM21 155V154H20ZM26 155V154H25ZM83 155V154H82ZM136 155V154H135ZM138 155V154H137ZM167 155V154H166ZM171 155V154H170ZM186 155H184V156H186ZM190 155H192V154H190ZM189 155V156H190ZM195 155V154H194ZM203 155V154H202ZM225 155H227V154H225ZM243 155V154H242ZM241 155V156H242ZM252 155V154H251ZM251 155H250V157H251ZM260 155V154H259ZM16 156H17V154H16ZM15 156V157H16ZM24 156V155H23ZM28 156V155H27ZM26 156V157H27ZM73 156H75V155H73ZM134 156V155H133ZM155 156V155H154ZM175 156V155H174ZM183 156V155H182ZM200 156V155H199ZM217 156V155H216ZM229 156V155H228ZM240 156V157H241ZM244 156V155H243ZM245 156H248V155H245ZM254 156V155H253ZM252 156V157H253ZM68 157V156H67ZM135 157H137V156H135ZM157 157V156H156ZM156 157H154V158H156ZM173 157V156H172ZM178 157V156H177ZM181 157V156H180ZM196 157H198V156H196ZM203 157V156H202ZM230 157V156H229ZM228 157V158H229ZM239 157V158H240ZM255 157H256V155H255ZM255 157H254V159H255ZM261 157V156H260ZM28 158V157H27ZM26 158V159H27ZM34 158V157H33ZM35 158H36V156H35ZM43 158H45V157H43ZM74 158V157H73ZM143 158V157H142ZM158 158V157H157ZM165 158V157H164ZM227 158V157H226ZM257 158H259L258 156H257ZM21 159V158H20ZM22 159H23V157H22ZM32 159V158H31ZM141 159V158H140ZM143 159H145V158H143ZM142 159V160H143ZM174 159V158H173ZM179 159V158H178ZM185 159H187V158H185ZM204 159V158H203ZM216 159V158H215ZM230 159V158H229ZM233 159V160H234ZM242 159V158H241ZM250 159V158H249ZM253 159V158H252ZM29 160V159H28ZM61 160V159H60ZM127 160V159H126ZM128 160H130V159H128ZM152 160V159H151ZM161 160V159H160ZM162 160H163V158H162ZM169 161H171L170 159H168ZM167 160V161H168ZM205 160V159H204ZM203 160V161H204ZM212 160V159H211ZM232 160V159H231ZM232 160V161H233ZM247 160H248V158H247ZM261 160V159H260ZM18 161H20V160H18ZM36 161V160H35ZM38 161V160H37ZM36 161V162H37ZM125 161V160H124ZM138 161V160H137ZM144 161V160H143ZM159 161V160H158ZM215 162H216V160H214ZM251 161V160H250ZM259 161V160H258ZM263 161V160H262ZM24 162V161H23ZM50 162V161H49ZM86 162V161H85ZM146 162V161H145ZM187 162V161H186ZM192 162V161H191ZM205 162V161H204ZM226 162V161H225ZM241 162V161H240ZM239 162V163H240ZM242 162H245V158H243V161ZM247 162V161H246ZM252 162V161H251ZM35 163V162H34ZM47 163V162H46ZM45 163V164H46ZM51 163V162H50ZM144 163V162H143ZM147 163V162H146ZM168 163H170V162H168ZM177 163H180V162H177ZM184 163V162H183ZM189 163H190V161H189ZM208 163H210V161L208 160ZM221 163V162H220ZM252 163H255V162H252ZM260 164H261V162H259ZM264 163V162H263ZM25 164V163H24ZM23 164V165H24ZM28 164H29V162H28ZM128 164V163H127ZM145 164V163H144ZM174 164H176V163H174ZM188 164V163H187ZM199 164V163H198ZM22 165V164H21ZM20 165V166H21ZM22 165V166H23ZM35 165H37V164H35ZM44 165V164H43ZM56 165H57V163H56ZM85 165V164H84ZM161 165V164H160ZM183 165V164H182ZM190 165V164H189ZM193 165V164H192ZM243 166H244V164H242ZM241 165V166H242ZM246 165V164H245ZM252 165V164H251ZM263 165V164H262ZM31 166V165H30ZM34 166V165H33ZM45 166V165H44ZM53 166V165H52ZM66 166V165H65ZM139 166H141V165H139ZM147 166H149V164H147ZM150 166H151V164H150ZM171 166V165H170ZM210 166V165H209ZM213 166H216V165H213ZM218 166V165H217ZM228 166V165H227ZM231 166V165H230ZM247 166V165H246ZM257 167H258V165H256ZM255 166V167H256ZM136 167V166H135ZM146 167V166H145ZM194 167V166H193ZM207 167V166H206ZM220 167V166H219ZM225 166H222L221 168H219V169H222L223 171L225 170V168H224ZM248 167V166H247ZM262 167H264V166H262ZM24 168H27V167H25L24 166ZM42 168V167H41ZM50 168H52V167H50ZM78 168V167H77ZM150 168V167H149ZM148 168V169H149ZM164 168V167H163ZM186 168V167H185ZM200 168V167H199ZM205 168V167H204ZM217 168V167H216ZM224 168V169H223ZM227 168V167H226ZM253 168V167H252ZM43 169H45V168H43ZM42 169V170H43ZM60 169V168H59ZM102 169V168H101ZM130 169V168H129ZM146 169V168H145ZM196 169V168H195ZM213 169H214V167H213ZM218 169V171H220ZM256 169H259V168H256ZM263 169V168H262ZM35 170V169H34ZM68 170V169H67ZM107 170V169H106ZM138 170V169H137ZM177 170V169H176ZM179 170V169H178ZM177 170V171H178ZM185 170V169H184ZM198 170V169H197ZM203 170V169H202ZM212 170V169H211ZM216 170V169H215ZM221 170V171H222ZM240 170H242V169H240ZM250 170V169H249ZM29 171V170H28ZM45 171V170H44ZM65 171V170H64ZM92 171V170H91ZM112 171V170H111ZM143 171V170H142ZM141 171V172H142ZM152 171V170H151ZM163 171V170H162ZM231 171V170H230ZM258 171V170H257ZM37 172V171H36ZM54 172V171H53ZM56 172V171H55ZM62 172V171H61ZM67 172V171H66ZM69 172H71V171H69ZM68 172V173H69ZM90 172V171H89ZM138 172V171H137ZM150 172V171H149ZM149 172H147V169H146V174L147 173H149ZM157 172H159V171H157ZM179 172V171H178ZM194 172V171H193ZM225 172H226V170H225ZM248 172V171H247ZM29 173L30 174H32V172L31 171H29ZM39 173V172H38ZM75 173V172H74ZM100 173V172H99ZM140 173V172H139ZM198 173V172H197ZM251 173V172H250ZM254 173H256V172H254ZM59 174V173H58ZM65 174V173H64ZM83 174V173H82ZM102 174V173H101ZM130 174V173H129ZM136 174V173H135ZM143 174V173H142ZM150 174H151V172H150ZM199 174V173H198ZM205 174V173H204ZM226 174H227V172H226ZM242 174V173H241ZM249 174V173H248ZM25 175H27V174H25ZM36 175V174H35ZM34 175V176H35ZM44 175V174H43ZM63 175V174H62ZM91 175V174H90ZM89 175V176H90ZM152 175V174H151ZM157 175H159V174H157ZM196 175V174H195ZM201 175H203V174H201ZM208 175V174H207ZM225 175V174H224ZM23 176V177H22ZM29 176V175H28ZM33 176V175H32ZM67 176V175H66ZM79 176V175H78ZM153 176V175H152ZM155 176H156V174H155ZM154 176V177H155ZM196 176H198V175H196ZM200 176V175H199ZM198 176V177H199ZM206 176V175H205ZM234 176V175H233ZM250 176V175H249ZM263 176V175H262ZM261 176V177H262ZM27 177V176H26ZM31 177V176H30ZM44 177V176H43ZM137 177V176H136ZM144 177V176H143ZM204 177V176H203ZM209 177V176H208ZM231 177V176H230ZM247 177V176H246ZM29 178V177H28ZM27 178V179H28ZM37 178V177H36ZM80 178V177H79ZM86 178V177H85ZM124 178V177H123ZM131 178V177H130ZM138 178V177H137ZM159 178V177H158ZM206 178V177H205ZM218 178H220V177H218ZM30 179H32V177L30 178ZM35 179V178H34ZM64 179V178H63ZM96 179H98V178H96ZM141 179V178H140ZM150 179V178H149ZM195 179V178H194ZM228 179H230L229 177H228ZM59 180V179H58ZM68 180V179H67ZM70 180V179H69ZM121 180V179H120ZM119 180V181H120ZM146 180V179H145ZM157 180H159V179H157ZM156 180V181H157ZM185 180V179H184ZM232 180V179H231ZM254 180V179H253ZM34 181V180H33ZM59 181H61V180H59ZM143 181H144V179H143ZM160 181H161V178H160ZM202 181H203V178H202ZM207 181V180H206ZM223 181V180H222ZM28 182V181H27ZM26 182V183H27ZM44 182V181H43ZM48 182V181H47ZM63 182H65L64 180H63ZM70 182V181H69ZM75 182V181H74ZM78 182V181H77ZM94 182V181H93ZM165 182V181H164ZM199 182V181H198ZM246 182V181H245ZM250 182V181H249ZM54 183V182H53ZM73 183V182H72ZM76 183V182H75ZM130 183V182H129ZM146 183V182H145ZM159 183V182H158ZM200 183V182H199ZM204 183V182H203ZM214 183V182H213ZM257 183V182H256ZM42 184H44V183H42ZM49 184V183H48ZM55 184V183H54ZM79 184V183H78ZM82 184V183H81ZM107 184V183H106ZM119 184V183H118ZM124 184V183H123ZM135 184H139V181L137 180H135ZM143 184V183H142ZM141 184V185H142ZM154 183H152V186H154L153 185ZM156 184V183H155ZM160 184H161V182H160ZM166 183H164V184H161V185H165ZM170 184V183H169ZM225 184V183H224ZM236 184V183H235ZM28 185V186H27ZM36 185V184H35ZM69 185V184H68ZM159 185V184H158ZM157 185V186H158ZM168 185V184H167ZM183 185V184H182ZM238 185V184H237ZM244 185V184H243ZM260 185V184H259ZM42 186V185H41ZM66 186V185H65ZM64 186V187H65ZM70 186V185H69ZM133 186V185H132ZM143 186V185H142ZM151 186V185H150ZM198 186H199V184H198ZM43 187V186H42ZM48 187V186H47ZM77 187V186H76ZM116 187V186H115ZM145 187H146V185H145ZM155 187V186H154ZM159 187V186H158ZM171 187V186H170ZM173 187V186H172ZM171 187V188H172ZM200 188H201V186H199ZM203 187V186H202ZM36 188V187H35ZM50 188V187H49ZM62 188V187H61ZM67 188V187H66ZM79 188V187H78ZM110 188V187H109ZM127 188V187H126ZM140 188V187H139ZM161 189H162V187H160ZM167 188V187H166ZM198 188V187H197ZM222 188V187H221ZM235 188V187H234ZM254 188V187H253ZM40 189V187L38 188V190ZM43 189V188H42ZM45 189V188H44ZM51 189V188H50ZM55 189V188H54ZM58 189V188H57ZM68 189V188H67ZM71 189V188H70ZM74 189V188H73ZM155 189V188H154ZM176 189V188H175ZM202 189V188H201ZM215 189V188H214ZM66 190V189H65ZM160 190V189H159ZM171 190V189H170ZM169 190V191H170ZM206 190V187H205V189H204V191ZM240 190V189H239ZM243 190H245V189H243ZM254 190V189H253ZM252 190V191H253ZM42 191H44V190H42ZM46 191H48V190H46ZM50 191V190H49ZM51 191H53V190H51ZM50 191V192H51ZM70 191V190H69ZM79 191H81V190H79ZM83 191V190H82ZM177 191V190H176ZM188 191V190H187ZM208 191V190H207ZM246 191V190H245ZM54 192V191H53ZM61 192V191H60ZM63 192V191H62ZM86 192V191H85ZM88 192V191H87ZM122 192V191H121ZM125 192H126V189H125ZM171 192H173L172 190H171ZM178 192V191H177ZM199 192H200V190H199ZM206 192V191H205ZM43 193V192H42ZM58 193V192H57ZM130 193V192H129ZM179 193V192H178ZM201 193V192H200ZM199 193V194H200ZM204 192L202 191V194H203ZM212 194H213V192H211ZM63 194V193H62ZM72 194H75V192L73 193L72 192ZM84 194V193H83ZM100 194H101V192H100ZM103 194V193H102ZM121 194V193H120ZM137 194V193H136ZM185 194V193H184ZM206 194V193H205ZM209 194V193H208ZM221 194H222V192H221ZM227 194H228V192H227ZM232 194V193H231ZM255 194V193H254ZM262 194H263V192H262ZM46 195V194H45ZM49 195V194H48ZM57 195V194H56ZM77 195H78V193H77ZM82 195V194H81ZM128 195V194H127ZM155 195V194H154ZM169 195H170V193H169ZM172 195V194H171ZM210 195V194H209ZM44 196V195H43ZM65 196V195H64ZM74 196V195H73ZM101 196V195H100ZM157 196V195H156ZM203 196V195H202ZM215 196V195H214ZM227 196V195H226ZM251 196V195H250ZM47 197V196H46ZM76 197V196H75ZM75 197H74V199H75ZM83 197V196H82ZM115 197V196H114ZM128 197V196H127ZM181 197H183V196H181ZM187 197L189 198V196H188V194H187ZM209 197H211V196H209ZM49 198H50V196H49ZM58 198V197H57ZM70 198V197H69ZM89 198V197H88ZM99 198H101V197H99ZM108 198V197H107ZM162 198V197H161ZM184 199H185V197H183ZM202 198V197H201ZM229 198H231V197H229ZM54 199V198H53ZM59 199H61V198H59ZM78 199V198H77ZM94 199V198H93ZM109 199V198H108ZM120 199V198H119ZM124 199V198H123ZM126 199V198H125ZM124 199V200H125ZM153 199V198H152ZM171 199V198H170ZM208 199V198H207ZM219 199H220V197H219ZM247 199V198H246ZM264 199V198H263ZM46 200H48V199H46ZM51 200V199H50ZM49 200V201H50ZM79 200V199H78ZM85 200H87V199H85ZM90 200V199H89ZM97 200V199H96ZM100 200V199H99ZM104 200V199H103ZM102 200V201H103ZM178 200V199H177ZM224 200V199H223ZM241 200V199H240ZM249 200V199H248ZM68 201V200H67ZM81 202H82V199L80 200ZM79 201V202H80ZM179 201V200H178ZM187 201V200H186ZM193 201V200H192ZM196 201V200H195ZM219 201V200H218ZM225 201V200H224ZM227 201V200H226ZM57 202H59V201H57ZM63 202V201H62ZM61 202V203H62ZM68 202H70V201H68ZM78 202V201H77ZM78 202V203H79ZM85 202V201H84ZM232 202V201H231ZM52 203V202H51ZM54 203V202H53ZM87 203V202H86ZM88 203H90V202H88ZM196 203V202H195ZM206 203V202H205ZM226 203V202H225ZM234 203V202H233ZM63 205L65 204V203H62ZM61 204V205H62ZM76 204V203H75ZM82 204H83V202H82ZM104 204V203H103ZM112 204V203H111ZM184 204V203H183ZM208 204V203H207ZM230 204V203H229ZM229 204H228V206H229ZM232 204V203H231ZM241 204V203H240ZM61 205H59V206H61ZM62 205V206H63ZM73 205V204H72ZM78 205H80V204H78ZM166 205V204H165ZM264 205V204H263ZM53 206V205H52ZM58 206V207H59ZM89 206V205H88ZM149 206H151V205H149ZM159 206V205H158ZM174 206V205H173ZM191 206V205H190ZM189 206V207H190ZM259 206V205H258ZM71 207V206H70ZM87 207V206H86ZM91 207V206H90ZM97 207V206H96ZM179 207V206H178ZM220 207V206H219ZM262 207V206H261ZM53 208V207H52ZM65 208V207H64ZM69 208V207H68ZM73 208V207H72ZM71 208V209H72ZM229 208H230V206H229ZM235 208V207H234ZM255 208V207H254ZM257 208V207H256ZM255 208V209H256ZM63 209V208H62ZM89 209V208H88ZM96 209V208H95ZM99 209V208H98ZM124 209V208H123ZM160 209V208H159ZM241 209H243V208H241ZM245 209V208H244ZM254 209V210H255ZM65 210V209H64ZM70 210V209H69ZM77 210V209H76ZM135 210V209H134ZM195 210V209H194ZM238 210V209H237ZM249 210V209H248ZM71 211V210H70ZM92 211V210H91ZM93 211H94V209H93ZM261 211V210H260ZM64 212V211H63ZM67 212V211H66ZM66 212H65V215H66ZM74 212V211H73ZM72 212V213H73ZM85 212V211H84ZM97 212V211H96ZM99 212H100V210H99ZM111 212V211H110ZM169 212H170V210H169ZM195 212V211H194ZM235 212V211H234ZM242 212H243V210H242ZM251 212V211H250ZM249 212V213H250ZM71 213V212H70ZM77 213H79V212H77ZM76 213V214H77ZM93 213V212H92ZM156 213V212H155ZM238 213H240V212H238ZM237 213V214H238ZM68 214V213H67ZM228 214V213H227ZM231 214H232V212H231ZM251 214V213H250ZM257 214H259V213H257ZM257 214L256 215H254V213H253V215L254 216H257ZM263 214V213H262ZM73 215H75V214H73ZM80 215V214H79ZM121 215V214H120ZM260 215V214H259ZM91 216V215H90ZM94 216V215H93ZM109 216V215H108ZM192 216V215H191ZM236 216V215H235ZM250 216V215H249ZM252 216V215H251ZM253 216V217H254ZM263 216H264V214H263ZM263 216H262V218H263ZM75 217H76V215H75ZM111 217H112V215H111ZM110 217V218H111ZM247 217V216H246ZM260 217V216H259ZM74 218V217H73ZM77 218V217H76ZM92 218V217H91ZM96 218V217H95ZM193 218V217H192ZM238 218V217H237ZM255 218H258V217H255ZM75 219V218H74ZM78 220H79V218H78ZM77 220V221H78ZM86 220V219H85ZM116 220V219H115ZM253 220V219H252ZM76 220H75V225H76V223L78 224V222H77ZM88 221V220H87ZM89 221H91V220H89ZM98 221V220H97ZM135 221V220H134ZM258 221H259V219H258ZM257 221V222H258ZM261 221V220H260ZM263 221V220H262ZM79 222H82V221H79ZM105 222V221H104ZM122 222V221H121ZM195 222V221H194ZM193 222V223H194ZM93 223H96V222H93ZM146 223V222H145ZM184 223V222H183ZM247 223H248V221H247ZM251 223V222H250ZM264 223V222H263ZM126 224V223H125ZM261 224V223H260ZM74 225V226H75ZM83 225V224H82ZM86 226H88L87 224H85ZM245 225V224H244ZM251 225V224H250ZM262 225V224H261ZM260 225V226H261ZM264 225V224H263ZM72 226V225H71ZM73 226V227H74ZM80 226V225H79ZM96 226V225H95ZM100 226V225H99ZM105 226V225H104ZM77 227V226H76ZM75 227V228H76ZM90 227V226H89ZM249 227V226H248ZM252 227V226H251ZM262 227V226H261ZM260 227V228H261ZM106 228V227H105ZM134 228V227H133ZM141 228H143V227H141ZM242 228V227H241ZM257 228H259V227H257ZM259 228V229H260ZM72 229V228H71ZM77 229H78V232H79V228L77 227ZM80 229H83V228H80ZM98 229V228H97ZM144 229V228H143ZM242 229H244V228H242ZM86 230V229H85ZM100 230V229H99ZM196 230V229H195ZM199 230V229H198ZM213 230V229H212ZM249 230V229H248ZM254 230H255V228H254ZM260 230H262V229H260ZM81 231V230H80ZM91 231H92V229H91ZM243 231V230H242ZM241 231V232H242ZM258 231V230H257ZM263 231H264V229H263ZM77 232V233H78ZM90 232V231H89ZM110 232V231H109ZM203 232V231H202ZM261 232V231H260ZM79 233H81V232H79ZM83 233V232H82ZM85 233V232H84ZM96 233V232H95ZM149 233V232H148ZM194 233V232H193ZM204 233V232H203ZM250 233V232H249ZM262 233V232H261ZM264 233V232H263ZM70 234V235H69ZM75 234V233H74ZM74 234H72V235H74ZM104 234V233H103ZM123 234V233H122ZM212 234V233H211ZM79 235V234H78ZM81 235V234H80ZM119 235V234H118ZM245 235V234H244ZM247 235H248V233H247ZM250 235V234H249ZM252 235V234H251ZM261 235V234H260ZM83 236H85L84 234H83ZM93 236V235H92ZM257 236V235H256ZM264 236V235H263ZM73 237V236H72ZM75 237H76V235H75ZM95 237H96V235H95ZM112 237V236H111ZM117 237V236H116ZM151 237H152V235H151ZM245 237V236H244ZM255 237V236H254ZM258 237V236H257ZM78 238V237H77ZM77 238H76V240H77ZM81 238V237H80ZM85 238H87L86 236H85ZM84 238V239H85ZM89 238V237H88ZM94 238V237H93ZM97 238V237H96ZM100 238V237H99ZM110 238V237H109ZM200 238V237H199ZM239 238V237H238ZM251 238V237H250ZM261 238H263V237H261ZM79 239V238H78ZM114 239V238H113ZM159 239V238H158ZM200 239H202V238H200ZM252 239V238H251ZM257 239V238H256ZM74 242H73V241ZM88 240V239H87ZM104 240V239H103ZM193 240V239H192ZM242 240H243V237H242ZM253 240V239H252ZM251 240V241H252ZM260 240V239H259ZM79 241V240H78ZM77 241V242H78ZM90 241V240H89ZM93 241V240H92ZM106 241V240H105ZM204 241V240H203ZM208 241V240H207ZM256 241V240H255ZM101 242V241H100ZM103 242V241H102ZM140 242V241H139ZM253 242V245H254V240L252 241ZM262 242H264V241H262ZM54 245H53V244ZM76 243V245H74ZM78 243H80V242H78ZM96 243V242H95ZM98 243V242H97ZM121 243V242H120ZM133 243V242H132ZM135 243V242H134ZM148 243V242H147ZM203 243V242H202ZM202 243H201V245H202ZM215 243H217V242H215ZM100 244V243H99ZM102 244V243H101ZM241 244H243V243H241ZM257 244V243H256ZM89 245H91V244H89ZM89 245H88V247H89ZM96 245V244H95ZM98 245V244H97ZM131 245H133V244H131ZM179 245V244H178ZM206 245V244H205ZM209 245V244H208ZM211 245V244H210ZM233 245V244H232ZM258 245V244H257ZM262 245V244H261ZM79 246L81 247V248H79ZM91 246H93V245H91ZM104 246V245H103ZM135 246V245H134ZM187 246V245H186ZM197 246V245H196ZM255 247H256V245H254ZM99 247V246H98ZM117 247V246H116ZM202 247V246H201ZM205 247V246H204ZM254 247V248H255ZM259 247V246H258ZM258 247H257V249H258ZM92 248H95V247H92ZM108 248V247H107ZM251 248V247H250ZM253 248V247H252ZM57 249V250H56ZM84 249V248H83ZM100 249H102V247L100 248ZM197 249V248H196ZM195 249V250H196ZM230 249V248H229ZM85 250H88L87 248L85 249ZM91 250V249H90ZM95 250H96V248H95ZM105 250V249H104ZM107 250V249H106ZM216 250V249H215ZM247 250V249H246ZM253 250V249H252ZM263 250V249H262ZM60 251V252H59ZM131 251V250H130ZM186 251V250H185ZM218 251V250H217ZM245 251V250H244ZM250 251V250H249ZM86 252H88V254L86 253ZM97 252V251H96ZM123 252V251H122ZM134 252V251H133ZM187 252V251H186ZM219 252V251H218ZM254 252V251H253ZM263 252V251H262ZM124 253H125V251H124ZM64 254V255H63ZM95 254V253H94ZM107 254V253H106ZM112 254H115V253H112ZM170 254V253H169ZM186 254V253H185ZM184 254V255H185ZM193 254V253H192ZM223 254V253H222ZM255 254H256V252H255ZM259 254V253H258ZM263 254H264V252H263ZM88 257H87V256ZM122 255V254H121ZM127 255V254H126ZM149 255V254H148ZM151 255V254H150ZM153 255V254H152ZM201 255V254H200ZM233 255V254H232ZM239 255V254H238ZM90 256V257H89ZM125 256V255H124ZM130 256V255H129ZM226 256V255H225ZM96 257H97V255H96ZM99 257H103V255L102 256H99ZM118 257V256H117ZM127 257V256H126ZM135 257V256H134ZM139 257V256H138ZM198 257V256H197ZM210 257V256H209ZM237 257V256H236ZM157 258V257H156ZM223 258V257H222ZM248 258H249V256H248ZM117 259V258H116ZM111 260V259H110ZM113 260V259H112ZM256 260V259H255ZM100 261H102V260H100ZM115 261V260H114ZM122 261V260H121ZM128 261V260H127ZM145 261H147V260H145ZM151 261V260H150ZM206 261V260H205ZM223 261V260H222ZM241 261V260H240ZM244 261V260H243ZM245 261H247V260H245ZM248 261H249V259H248ZM252 261V260H251ZM262 261V260H261ZM103 262V261H102ZM101 262V263H102ZM108 262V261H107ZM112 262V261H111ZM123 262V261H122ZM176 262V261H175ZM239 262V261H238ZM255 262V261H254ZM104 263V262H103ZM110 263V262H109ZM115 263V262H114ZM211 263V262H210ZM214 263H215V261H214ZM257 263V262H256ZM264 263V262H263ZM106 264V263H105ZM116 264V263H115ZM120 264V263H119ZM259 264H260V262H259Z\"/></svg>","mask_w":264,"mask_h":264}]
</instances>
